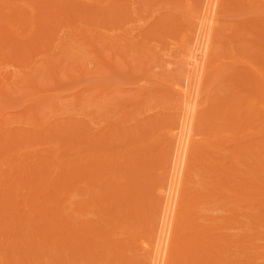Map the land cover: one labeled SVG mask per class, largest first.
<instances>
[{
    "label": "rangeland",
    "instance_id": "1",
    "mask_svg": "<svg viewBox=\"0 0 264 264\" xmlns=\"http://www.w3.org/2000/svg\"><path fill=\"white\" fill-rule=\"evenodd\" d=\"M2 1L3 0L0 1V7H1L0 8V24L9 25V23H10L9 32L11 34L10 33L5 34L6 31H4V33H1L3 35L4 34L6 35V37L4 36V38H6L7 41H5L3 36H1L0 38H3V39H0V40H2V41H0V47H2L1 42L5 41L4 43H7V44L5 45L6 48L3 49V47H2V51L0 52L3 54V56H4L3 58H5L4 60H1L4 62L0 63V73H3L5 76H7L8 73H12V75L18 74L21 77L20 78L21 81H18L20 83H18V84L16 83V85L11 84L10 83V82H12L11 80L12 79L14 80V78L11 77L9 82H7V84L10 83L11 86L10 87L7 86L8 91H6L7 88L5 87L6 88L4 90L5 94H2L5 96V98L0 93V108L3 111V112H0V116L2 118L3 113H4V115L6 114L5 117H9V120L7 121L8 124L5 121V119H3L4 117L2 119H0V120H2V122H4V124L6 123V125H5L6 127H4V128L0 127L1 128L0 129V135L2 137H4L3 138L4 140L9 139L10 135L13 134L12 131H14V133H15L16 130H18V129L22 130L23 129V131L27 130L28 132L30 130V131H32V133L34 132V134H35V131H38L37 133L39 135L41 134V131H42V134L40 136H42L44 132H45L44 135L51 133V134H49V136H51V137L46 135L45 140H47L48 137H49V140L50 139L52 140V141L50 140V142L48 144L47 141L44 142V139H43V142L47 143V144L42 146L41 143H43V142H40L42 140V138L39 141V143L38 142L36 143L37 140L34 141L33 144H36V145H32V143H30V145H27L26 143H28V141H27L28 139L26 140L25 136H24V139H22L21 142L19 140L18 143H14L16 141H13L11 139L13 141V143H10V145L11 144H13L14 146L17 145L18 148H20L21 145H23V146L25 145V147L23 148L24 150L19 149V150L23 151L22 153H20L21 157L20 156L16 157L15 153L13 155V150H15L14 149L15 147H13V148L11 146L7 147L8 149H6V151L10 152L11 157L8 158V156L5 155L6 158H4V160L2 158L3 162H2V160H0V166H1V168H0V185L2 186V190L4 187L2 184H4V185L7 184L8 186L4 187V190H5V188L8 187L9 188V190L7 188L8 192L12 193V191H11L12 186L13 187L15 185L17 186L18 184H16V183H19V182H17V180L18 181L22 180L25 183L26 182L24 179L25 177L22 178V177H17V176H20V174H23L26 171V170L22 171V169L24 168L23 167L24 164H25L24 166L26 167L28 172H30V173L34 172L35 173L36 170L38 169V167H36V165L33 166L31 164H32V161L36 164V162H35L36 159L39 162L40 161L42 162V160L47 159V160H45V162L43 161L41 163L42 165H40V168H44V171H46L48 169L49 171H46L45 175L47 174L50 177H55V179L57 177L56 175L59 174V176H60L59 178H61L62 180L59 179L60 181L56 185H58L59 187H61V185H62V188H64V186L67 185V184L65 185V183L68 182V179L70 180V178H66L65 176L71 175V174H65V176H64L63 171H65L67 169V172H68V169L70 170L72 163L74 166H76V165L83 166L85 164L87 165V163L88 164L91 163V164H93V167H96V168H98V167L104 168V166L106 165V167L108 169L106 167L105 168L108 171H110L109 170L110 167L113 166L112 163L116 164V162H117L116 165L118 166V164L121 165L123 162H125L124 163L125 165L124 164H122V165L124 166V168L126 166L125 170H127V173H128V166L130 165V163H132V161H134V160H138V161H134L135 167H134V162L132 163V165H130L131 167L129 166L131 168L130 171L133 170L132 172L134 174L131 172L133 174L132 175L129 172L130 176L129 175L127 176L126 175L127 173H126L125 175H122V176H124L123 178H121L122 176L120 177L118 175L120 178H117V180L119 179L118 181L122 182V185H121V183H118L117 184L119 186L118 187V186H116V182H118V181L115 180V181H113L114 183L110 181L112 183V185L115 184L113 186V188H111V189L106 188V186L110 184V183L108 184L107 180L109 181L110 179H112V177L110 176V173L107 176H110L111 178L106 176V172H108V171H106L105 174L102 173L101 176H103V177H101V176H98V175H100L98 173V171L96 173V170H98V169L93 168V170H95V175L98 174L96 176L99 177V179H96V181L98 180L97 182H93L94 179L93 180L90 179V178H92L93 175L92 176L89 175L90 178H89V176L86 175L88 178L86 177L85 179L83 178L84 180L82 179L83 181H79L77 177H78V175H82V173L80 174V171L78 172V169H77V167H81V166H77V167H75L76 168L75 170L78 172V174H76V177H75V173L74 174L72 173L73 174L72 177H75V179H77L79 181L77 184L76 190L77 189L85 190L87 192V194L85 196H83V195L80 196V195L75 194V191L72 189L73 190V191L71 190L72 194H73V192H74V194L73 195L71 194L70 195L71 197L68 194V196L70 198L67 199V196H65L66 198L64 200V199H62V198H64L63 196L62 197L58 196L62 200L63 205H61V204L58 205L56 203L51 204L49 202H46L47 206H51V205L55 204L56 206L55 205H53V206L58 210L56 212L60 211V214H68L70 216L73 214L72 212H75L76 207L77 208L80 207V209H82L83 206H85V204H88L87 202L89 200L88 199L89 196H91V199H93V197H94L95 200H97L98 204L99 203L103 204L104 202L105 203L107 202V198L109 197L108 196L107 198H105L107 195H110V197L112 195V197H113V194H114V196H116V198H114L113 200L116 202L115 203H114V201H111V202H112V206L114 203L116 208L114 210H110L111 212L109 211V214L113 213V215H114V213L115 214L117 213L116 218L114 217V219H115L114 221H116V219H119V217H120V220H122L123 223H125V226L124 227L122 226V228H125L126 230H124L122 228H120V230H119V227H121L119 225H123L122 221L120 223H118V225H117L116 223H114V221L110 220V218H111L110 217V218H108V221L110 220V223L113 226V229L110 230V232H109L108 228L104 227L105 225H108V221L105 220L106 217L104 215L103 216L99 215L100 212H98V209H97L98 215H96L97 213L96 214L93 213V211H92L93 209H91L92 212L90 210L86 209V212H84L85 215H83V213H82L83 211H77L76 210L77 212H81L83 215V216L79 215L80 217L78 216L77 221L79 219L80 220L79 222L85 221L86 223H92V228H93L92 230H94V231L93 232L91 231V234H87V232L91 229H88L90 227L87 226V229H88V231H87V230H85L86 227H84L85 229H83V230H85L87 235L84 234L82 236V238H84L86 241H88V243L91 242L90 246L88 247L89 249L86 248L88 245L85 246V243H86L85 240H82V242H84V245L81 244L82 242L79 243V241H81V239L79 241L74 240L75 242H78L81 246L79 244L75 243L74 241H72L75 243V245L76 244L77 245L75 246V245L70 244L72 246L71 247L68 244L67 239L65 240V237H62L61 235H60L61 238H63V241H65V242L63 243L61 240H59L60 241V243H59L57 241L60 237L59 235H58V239H56V238L54 239V242L57 241L58 246H61V248H62L63 246L65 247L64 244H66V241H67V244H66L67 248H69L68 246L71 247L68 250H65V248H64L63 251H65V252H63V253H62V250L60 248H58L57 252L55 251V249H51L50 245L49 246L47 245V247L44 248L45 244L40 245V242L42 239L40 241H31L32 238L28 239L25 236L24 231H26V233L28 231V233H30V235L35 233L37 236H35V234H34V237H40V236H38L40 234L36 233L37 231H34V232L32 231V228H33L32 226L38 225L39 228H37V229L35 227L34 228L38 231L40 230V232L42 231L41 233L44 235V237L46 236L45 232L48 231V230L45 231V229H47V227L43 228L42 225H40L41 220L38 219L39 218L38 213H40V212L35 211V213H37V218H34V217H36V215L33 216L31 211L28 212L29 207L32 205L33 206L30 207L32 209H36L35 207H37L40 203L41 204L43 203L46 206V203H44L45 201L44 202H42V201L45 200L44 197L46 199L49 197L48 196V192H49L48 189L51 188L48 186L49 188L47 189L46 185H42L43 190L39 186L41 191L40 190L36 191V193H39V196H40L39 199L37 196L38 194L37 195L33 194L35 189H31L30 186L28 187V189H30V190L27 192H29V193L33 192L32 196L34 197V199H36L35 203H33V201H34L33 200L32 202H30L28 209L25 206L24 210H22L21 212H17V213L23 212L25 214L24 217L26 219H24V220H27V222L25 221L26 223L25 224L23 223L24 224L23 226L22 225L20 226L18 224L19 218H21V219L24 218L23 213L18 215V220H17L18 225L16 223H14V220H16V219H14L13 217L16 218V216L12 217L14 219V220L12 219V222L15 224L14 227L18 231L20 229H24V231L22 230L23 235L27 239V240H25L24 244L25 243L27 244L28 241H30V243H33L32 245L35 246V247H33L34 249L31 247L34 251H36L37 248H40L39 246H42L43 250L47 251V254L50 253L49 255H47L44 252V254H43L44 258L41 257V255H39L41 258L42 264H50V262H52L51 264H53L56 257H58L59 260H61V262H63L62 264H71V263H73V264H77V263L78 264H88L87 261H88V259L90 260V258L93 259V262H92V260H90L89 264H91V263L100 264L99 262H100V260L101 261L103 260L102 256L105 252L102 254V251H100V253H98V251H95V250H101L102 248H106V246H108V247L110 246L111 252H110V250H108L109 248L107 247L108 249L107 248L106 249L108 250V254H110V257L108 256V254H107V256H105V254H104V257H107L109 260L112 259L118 263L119 261H122L121 259H123L126 262L123 264H128V263L129 264H145V263H149L150 262V261H148V260H150L149 257H146L147 254H145L146 258H144V255H143L144 252L141 250L142 248H140L142 240H144L142 238H143V236H145L144 238H146V236L148 237L149 234H151V231L153 232L155 224L158 222L157 218L155 217V210L158 211L159 208L157 207L158 206L157 202L160 200H157L158 196L156 197V195H158L157 192L159 189L157 190L156 188H157V186L159 187L161 184H165L162 181H165L167 179L168 174L165 173L167 170H164V168L167 169V167H165L166 162H168L167 160L170 158L169 157L170 155L167 156L166 154H169L168 153V152H170L169 149L173 146V144L171 146V143H170L171 140H169L170 136L168 134L170 133V128L171 129L174 128V127H172L173 124H171L172 121H176L175 118H173V116L174 117L177 116L176 119H178V120L181 119V118H179L180 117L179 115L182 116V114L177 113V111L179 112V110H181V108H180L181 104L179 105V107H177L178 104L180 103L179 102L180 99L178 101L179 97L176 94V92L174 93L175 88L173 86L177 83L178 80L180 81V84H181L184 80V76H186V74H187V69L185 67L184 60H183V58L181 60L179 58H181V56L183 57V55L180 56V54L183 53V52H180L184 47L182 45L185 44V46H187L188 44H190V43H186V41L189 42V40H190V38H192V36L191 37L189 36L190 38L187 36L188 39L186 40V38H185V40L183 39L184 41H182V38L185 37L186 35L190 34L191 33L190 31H192V30H194V32H195L196 26H194L193 24H195V22H196V24H198L197 21L199 20V17L196 19V17H197L196 13L199 14L198 10H200V9H198L195 11V9H197V5H199V8L202 7L200 5H203V4H197V3H199V2L202 3L203 1L202 0H168V1L167 0H71V3H67V2H69L68 0H65V1L64 0L63 1L62 0H57V1L55 0V2L53 1L55 4L50 2V4L52 3L50 5V7L49 6L47 7V5H44V4L40 5V3H43V1L45 3L46 0H42V2H40L41 0H39V1L38 0H22V2H21V0H14V2H11L10 0L4 1V4L10 3L9 5L8 4L3 5ZM34 1L37 2L38 5H36V3H34ZM223 1L220 5L221 6L220 11L218 12L220 14L217 13L219 15L218 18H220V19L217 20V21H219L218 23L216 22L217 24L215 23L216 28L214 29V32L215 31L216 32L214 33L215 36H213L214 37L213 42L215 44H213V48H212V49H214V50H212V51H214V54L216 53V57L218 56L217 59L218 60L221 59L220 60L221 63L213 62L214 60L212 61L214 64L213 63H212V65L210 64L211 65L210 67H212V68L209 69L210 72L207 74L209 76L204 78V82L202 85L203 89L200 90L202 93V97L199 100L200 101L199 114L197 117L198 119H197V124L195 127L196 128L195 134L197 135L196 136L197 141H196L195 145L193 144L191 154H190V157H191L190 163H189L190 168H189L188 173H187V178H186V182H185V186H184V190H183V202H182V207H181L182 213L180 212L182 214L181 216L184 218L180 219V220H182L181 222H179L180 220L178 221L180 224H178L177 232H179L180 235H178V233H177V235H178V237L185 235L188 238L196 239V237L197 236L199 237V235L201 233L200 236L203 235L202 237H204L202 239H205V237H207V236H209V237L211 236L212 238L217 237L218 240H219V238H221L219 241L218 240H216V241L221 242L223 240L224 243H222L221 245H218L220 243L217 244V242H216V244L218 246H220V248H221L220 252L222 251V253H221L222 255L219 256L220 252L218 253V250H216L215 248L214 249L212 248V250H213L212 252H214L216 250L215 254L217 253L219 256L217 258L218 261L216 260V257H215V261H216V263L218 262V264H241V263L242 264H251V263H253V264H264V217H261L260 219H258V220H262V222L260 221L261 223L259 221L255 222V221H257L255 219H257L260 216H264V181H262V179H264V178H262V177H264V175H261L262 173H264V172H262V171H264V96H261V94H258V91L260 92V89H259L258 85L256 87V85H255L256 83L253 85L252 84L253 82L252 83L249 82V83H251V86L248 83V81H250V80L252 81V79H254V77H253L254 75H252L251 73L255 74V71L260 70V72H259V73H261L260 75L264 74V70H262V69H264V57H262V55H264V39H262V38H264V32H262V30H264V29H262L260 31V29L262 27H264V0H223ZM32 4H34V6ZM47 4L49 5V2H47ZM53 4L55 5V7H53ZM67 4H69L70 6ZM59 5H61V6H59ZM74 5L76 8L73 7ZM78 5L80 7H78ZM10 8H15V9H18L17 12L18 11L22 12V14H24V16H26L25 18L23 16L24 19H26L27 16L31 18L32 14L36 15V19L38 18L37 16L41 12H46V14L44 15V17L38 18L36 20V22L34 21L36 23V25H35L36 27L33 26V28H37V29H35L34 31H31V32H33L32 34L30 33V31L28 29H26L24 31V32H26L28 30L27 33H23L22 30H18L19 25H18V27H16L17 23L14 24L11 22V20H8L9 15L14 17V19H18V16H15V13L14 14L9 13L8 10ZM63 8L66 11H69L66 14H69V13L71 14V15H68V18L65 17L61 12H58V10L62 11ZM222 8H223V10H221ZM12 10L10 12H12ZM84 10H85V12H84ZM14 12H16V10ZM84 13L86 14V18H85ZM87 14L90 15V18ZM53 15H54V17L56 16V18L58 17V19L60 21L58 22L57 21L58 19L57 20L55 19L56 20V22H55V20L52 19ZM91 16L93 18H91ZM2 17H4V18L2 19ZM77 17L82 18V21H84L85 24L81 21L79 22L80 18L76 19ZM96 17H97V19L95 20ZM45 18H46V21H45ZM193 18L197 21H193L194 20ZM24 19H22L23 22L25 21ZM27 19H28V21H30L29 18H27ZM47 19H51V22H50V20H47ZM69 19H71L72 21ZM76 20H78V21H76ZM32 21H33V19H31V22ZM89 21H91L92 24ZM31 22H29L30 24L29 25L27 24V25L28 26L34 25V24H31ZM53 22H55V23H53ZM192 22H194V23H192ZM86 23H87V25H86ZM37 24H39V25H37ZM43 24H46V26H48V27H46ZM189 24H190V26H189ZM215 24H214V27H215ZM11 25H12V27H11ZM54 25H56V26L58 25L56 30H54L55 32L53 30H50L52 28L49 29V26L53 27ZM41 26L43 28H45V30ZM192 26L194 27V29L191 28ZM256 26H257V28H256ZM23 27H25V26H23ZM170 27H173V28L176 27L174 29H177V30H173V28L171 29ZM238 27H243V28L245 27L244 29H247L249 31V34H247V33L245 34V32H244L245 35H242L240 32L238 34V32H237ZM27 28H29L31 30L32 27L30 26ZM169 28L171 29V31H169V30L167 31V29H169ZM46 29H48V30H46ZM0 30H2V29L0 28ZM167 32H169V33H167ZM257 32H259V33H257ZM260 32L262 35L260 34ZM29 33L31 36H29ZM232 33L237 36V39L235 38L236 36H234ZM238 35H240V36H238ZM260 35H261V37H260ZM181 46H182V49L180 48ZM9 47H10V49H9ZM90 48H92L91 49L92 51L90 50ZM185 48H187V47H185ZM16 51H17V53H16ZM93 51L97 52V54ZM7 52L9 54H7ZM20 52H22V53H20ZM94 53L96 55H98L100 58L98 59V56H96ZM183 54H185V53H183ZM254 54H255V56L258 55L259 58H255ZM232 55L234 57L235 56L236 57L234 58V57H232ZM8 56L10 58H13V59H9ZM29 58H30V60H29ZM229 58L232 61L231 65L228 64ZM235 59L238 61V63H235ZM5 60H6V62H5ZM20 61H22V64ZM224 61H226V62H224ZM17 62L20 64V66ZM23 62H24V65H23ZM105 63L107 64L108 69L105 67ZM258 63H259V65H258ZM102 65H104V66H102ZM144 65H146V66H144ZM181 65H184L185 68L182 69ZM220 65H221V67H220ZM181 70H182V74L180 75L179 72H181ZM246 71L251 72V73L248 72L249 74L252 75V76H250V78L248 76L249 74L243 76L244 75L243 73L245 72V74H246ZM238 72L241 75H239ZM51 73H53V74H51ZM237 75H239L240 77L242 76L241 79H244L243 80L244 83L247 82L248 85L242 84L244 87L241 85L238 86V83H236V80L240 79V77ZM182 78H183V80H181ZM245 79H246V81H245ZM31 81L34 84H32ZM230 81L233 83H231ZM238 81L240 84L241 80H237V82ZM232 84H234V85H232ZM246 85L248 87H246ZM11 88H13V89H11ZM36 88L38 89V91ZM248 88H250V89H248ZM171 90H173V91L171 92ZM36 91L38 93H39V91L42 92V94H40L41 98H40V96L38 98V93H37V95L35 94ZM203 92H204V94H203ZM6 93H7V95H6ZM253 95L255 96V99H254ZM262 95H264V94H262ZM173 97H174V99H173ZM242 97L243 98L245 97L246 99L248 97L251 98L250 104L252 103V101H253V103L250 105V104H248L249 102L248 103L246 102L247 104H245L246 99L244 98V100H243ZM232 98H233V100L235 99L234 100L235 102L232 100ZM256 99L258 100V102ZM259 100L262 102L260 103ZM242 101H244L245 106L244 105L242 106V103H241ZM222 102L223 103L227 102L228 105L225 106V108L223 105H221L222 107L220 106L221 107L220 111L222 110V112H223V110H224V112L223 113L218 112V115H220V116H218L216 112L219 111V109L217 108L216 103L222 104ZM233 102H234V104H233ZM132 103H133V105H132ZM229 103L232 105H230ZM6 104H8V105H6ZM224 105H226V104H224ZM53 106L57 109V111L54 112ZM237 106H238V108H236ZM241 106H242V109H241L240 114L238 112L239 117L237 115H236L237 117L234 116V114H235L234 112L237 113V109H240ZM216 108H217V110H215ZM228 108H230V109H228ZM29 109L30 110L33 109V111L30 112ZM176 109H177V111H176ZM227 109L229 110V112ZM28 110H29V112H28ZM230 110L231 111L234 110V111L231 112ZM34 111H35V113H34ZM212 112H214L215 114ZM22 114H23V117L26 114H27L26 116L29 115V118H28L29 121H30L31 117H34V114L36 117V118L35 117L32 118L34 120H36L38 116L42 115V117H39V119L43 123L41 124V123L37 122L38 119L36 121L37 124H36V122H34V124H36V125H33L32 124L33 122L31 123V121H30L31 124L21 123L20 121H22V119H19V118H17V119H19L20 121L17 120L16 122H13L12 121L13 118H10L11 116L12 117L18 116V115L22 116ZM251 114H252L251 117L253 119H251V117H249ZM257 114H260V115L257 116ZM30 115H33V116H30ZM43 115L45 118L43 117ZM206 115H207V118H206ZM231 115H233V116H231ZM253 115L255 117H253ZM213 116H214V118H216V120L213 118ZM220 117L222 118V120ZM217 120H219V121H217ZM234 120L237 123H235ZM251 120H255V121H251ZM23 121H25V120H23ZM117 122H119V123L117 124ZM178 122H180V120ZM238 122H239V124H238ZM153 123L156 125L155 126L156 128L153 127L154 132L152 129V126H154V125H152ZM169 123H170V125H169ZM114 124H117V125L114 126ZM33 126H35V127L36 126L37 127L42 126V128L39 127L37 130V129H34L35 127H33ZM150 126H151V129H150ZM224 126H226V127L224 128ZM238 126H239V128H238ZM115 128H117V129H115ZM223 128L225 129L224 131H226L225 133L222 132ZM227 128H229V129H227ZM4 129H6L5 131L7 133L3 136ZM167 129L169 131L168 133H167ZM39 130H41V131L39 132ZM61 130H62V132H61ZM117 130L121 131V134H119L121 136L118 135ZM18 131H20V130H18ZM57 131H58V133H57ZM132 131H133L134 135H135V133L137 135L139 134L138 137H140V138L137 137L136 141L134 140V138L137 135H135V137H134V135L132 134ZM151 131H152V133H151ZM232 131H233V133H232ZM111 132H113L112 136L113 137L115 136V139H112V140H115L113 143H112V140H110V137L112 138V136L110 134ZM115 132L117 134H115ZM229 132L233 135H231ZM88 133L91 134V136L88 135ZM129 133H131L133 135V137H134V138L132 137L133 139H131L130 136H129L130 138L128 137ZM56 134H57V136H56ZM106 134L108 136L107 139L109 141H111L110 144H109V141H108V143L106 142L107 141L105 138ZM113 134H115V135H113ZM53 135H55V136H53ZM124 135L127 137L125 138ZM11 136L13 137V135H11ZM87 136H89V137L86 138ZM2 137L0 139H2ZM56 137H57V139H56ZM103 137L105 138L106 141L104 140ZM14 138H15V136H14ZM59 138H60V140L58 141ZM67 138L70 139V144L73 145V146H71V149H68V147H70V146H68L69 144H66L67 141L69 143V140ZM84 138H86V139H84ZM139 139L142 140V143H141V140H139ZM71 140L73 143H74V140L76 142L77 141L78 142L75 144H72ZM79 141L83 142V146L81 144H79ZM100 141H102L103 143L106 142L108 144L109 148L105 143L103 145L102 142H100ZM134 141L138 144H136ZM137 141H140V143ZM29 142H30V140H29ZM51 143L52 144L57 143V144L52 145ZM84 143L85 144L87 143V146H91L89 144L94 143V145H93V146H95L94 151L97 155L94 153V151L92 153H88V150H87L88 147L86 145H84ZM38 144H39V146H38ZM76 144H78V145L74 146ZM105 145H106V148L103 149L105 147ZM52 146H54V147L52 148ZM79 146H81L80 148H82L81 150H80V148H78L79 153H77L78 149L77 150L73 149V151H72V147L77 148ZM26 147H28L29 149ZM48 148H50V149H48ZM83 148H84V150H83ZM151 148H153V149H151ZM51 149H53L52 150L53 153L51 152ZM54 149L56 150L55 152H54ZM122 149H124V151ZM145 149H146V151H145ZM147 150H149L148 152H153V154L151 153L148 156V154L143 153V151L147 152ZM239 150H241V151H239ZM21 151H19V152H21ZM25 151L27 153H25ZM242 151L244 153H242ZM19 152H17V155ZM49 152H50L51 157H49L47 155ZM125 152L128 156L125 154ZM140 152L143 153V156L145 154L147 157L146 156L141 157L142 155H140V156L136 155V154H139ZM142 153H140V154H142ZM118 154H121V155H118ZM122 154H123V156H122ZM41 155L43 157H41ZM117 155L120 156V159H118V160L116 159V158H118ZM150 155H152V156H150ZM121 156L125 160L121 159ZM201 156H202V158H201ZM32 157H34L35 160ZM165 157L166 158L168 157V159L166 160ZM20 158H21V160H20ZM39 158L40 159L42 158V160H38ZM43 158H45V159H43ZM82 158H84L83 162H81L83 160ZM138 158H140V159H138ZM144 158H147V159H144ZM200 158L203 160L201 161ZM141 159H143L145 161V162L143 161L144 164L146 163L144 166H140L143 163V162L141 163V161H140ZM251 159H252V162H251ZM11 160L14 163H11L12 162ZM14 160H16V161H14ZM69 160L71 161V163L69 162ZM206 160H209L211 162V164L214 166V168L211 164H208L206 162ZM238 160H240V161H238ZM20 161H22V162L19 163ZM28 161H30V162H28ZM7 162L8 163L10 162L12 166L10 167L9 166L10 164H7ZM27 162L31 163V164H27ZM98 162H100V164ZM137 162H139L141 164L139 165V163H138V165H139L138 166V165H136ZM163 162H165V163L163 164ZM22 163H23V165H21ZM94 163L95 164L98 163L99 165L95 166ZM226 163H227V165H226ZM17 164H19L18 165L19 167L17 166ZM61 164L63 165V167L65 166L64 167L65 170H62V174H63L62 177H64V179L61 177L62 174L59 173V168L62 166ZM65 164H71V165H65ZM127 164H128V166H127ZM6 165L9 166L10 168L9 167L6 168ZM122 165L120 168H123ZM161 165H163V166H161ZM238 165H239V167H238ZM30 166H33L34 168H37V169H34L33 167L31 168ZM167 166H169V165H167ZM87 167H88V165H87ZM45 168H47V169H45ZM90 168H92V166ZM206 168L209 170H207ZM9 169H10V171H9ZM89 169H88V172L91 170V169L90 170ZM215 169H217L219 172ZM220 169H222V170H220ZM234 169H235V171H234ZM93 170H91V171H93ZM162 170L164 172L163 174L166 175L165 180H164V175H162ZM71 171H72V169H71ZM86 171H87V169H86ZM111 171H112L111 175H114L115 173L113 174V168ZM10 172L14 173V174H10ZM28 172L26 174H28ZM48 172H51V173L49 174ZM121 172H122V174H124L123 171L119 170V174ZM243 172H245V173H243ZM2 173H4V174L2 175ZM116 173H118V168H117ZM36 174H37V172H36ZM144 174H146V176H147L145 178L147 181L143 178L142 179L145 181L141 180V177ZM244 174H247V175L244 176ZM252 174H254V175H252ZM24 175H25V173H24ZM47 175L45 177H47ZM118 176L116 175V177H118ZM220 176H222V177L219 178ZM41 177L43 178V176H41ZM41 177H40V179H41ZM50 177H48L47 179H49ZM126 177L128 179L130 177L131 179L127 180ZM101 178L105 179V181L103 179L102 180L104 181V183H107L106 186L105 185L103 186L102 180H100ZM132 178H133V181H132ZM161 178H163V179H161ZM55 179L53 180V182L55 181ZM124 179H126V180H124ZM231 179L233 181H231ZM9 180L11 182H9ZM26 180H27V176H26ZM36 180H38V179H36ZM36 180L35 181L33 180V181L36 182ZM57 180H58V178H57ZM89 180H91V181H89ZM112 180H114V179H112ZM134 180L137 182H134ZM7 181L9 184L6 183ZM22 181H20V182H22ZM130 181H132V183H135V184H133V189L135 188L138 190L142 186L144 187V188L142 187L144 190V192H142V195L146 196L147 198L144 196L139 197L138 194L135 192V190L131 191L133 194H135L134 199H136V197H137L138 201L146 199L145 201H143L144 202L143 204H145V205H141L142 207L139 206V208H141V209L144 208V210L140 209V211H139L138 206H136L134 203L136 200L134 201V199H132V202H131V201H126L125 198H122V196L124 194L126 195L128 193V188H127V185H125V184L126 183L130 184L129 183ZM149 181H150V184H149ZM56 182L57 181H55L54 183H56ZM88 182L91 183L90 185H92V184L94 185L97 183L99 184V182L102 183V186H100L101 184H99L98 187H96V185H95V188L94 189L92 188V191L93 190L97 191L96 193L98 196H96L95 192L94 193L90 192V189L88 188L89 187ZM123 182H125V184ZM138 182H140L142 184V185L140 184L141 187L134 186V185H139ZM237 182H239V183H237ZM136 183H138V184H136ZM166 183H167V180H166ZM26 184H27V182H26ZM37 185H39V184H37ZM74 186H76V183ZM111 186H109V187H111ZM229 186H230V189H228ZM18 187L19 188L17 189V192H16L17 194L19 193V191H21L20 190L21 185ZM44 187L47 190L44 189ZM54 187H55V185H54ZM59 187L56 186V190ZM114 187H115V190H114ZM162 187H165V185ZM69 188L70 187H68V189H67L68 191H69ZM90 188H91V186H90ZM124 188H127V190ZM237 188H238V191H237ZM260 188H261V190H259ZM65 189H64V192L66 193ZM88 189H89V191H88ZM108 189H109V193L107 194L106 191H108ZM241 189H245V190H243L244 192ZM26 190L24 189V191H26ZM79 190H78V193H79ZM155 190L157 191L156 193L154 192ZM0 191H1V188H0ZM22 191H23V189H22ZM52 191H50V192L52 193ZM68 191H67V193H68ZM211 191H213V192H211ZM3 192H6V191H3ZM257 192H259V193H257ZM20 193L24 194V195L26 194V192L25 193L20 192ZM29 193H27V194H29ZM54 193H56V192H54ZM91 193H93V194H91ZM154 193H155V195H154ZM250 193H252L251 195L254 194L255 196L254 195L251 196ZM256 193L260 194V195L257 196ZM5 194L7 195V192ZM30 194H29V196H30ZM46 194L48 197L44 196ZM243 194H246V195H243ZM12 195H14V194H12ZM49 195H51V194L49 193ZM17 196L18 195H15V197H17ZM20 196L22 197V195H20ZM119 196L123 199V200L121 199L120 202L118 200V198H120ZM41 197H42V199H41ZM100 197L102 198L101 200L103 201V203L101 202ZM9 198H11V197H9ZM17 198H19V197H17ZM22 198L26 199V197H22ZM245 198L247 201L244 200ZM253 199H255V201ZM10 200H12V199H10ZM63 200L65 202H63ZM109 200H110V198H109ZM84 201H86V203ZM189 201L192 203L193 206L190 205L191 203ZM4 202L5 201H3V203ZM83 202H84V204H83ZM90 202H92V201L90 200ZM97 202L94 201V203H97ZM11 203H14V202H11ZM15 203H16V200H15ZM77 203H78V205L76 206ZM22 204H24V203H22ZM110 204H109V206H111ZM126 204H128L127 208H126V206H127ZM132 204H134L135 206L133 205L132 209H128V208H131L130 205H132ZM139 204H141V202ZM1 205H2V203H1ZM1 205H0V208H1ZM13 205L15 206V204H13ZM94 205H92V206L96 207V205L95 206ZM45 206H44L43 210L41 209L42 211L47 210V208H45ZM53 206H51L49 208V210H50L49 214L50 215L53 214L52 210H55V209H53ZM87 206L92 207L90 204H88ZM109 206H108V208H109ZM112 206H111V208H112ZM183 206H184V208H183ZM2 207H3V205H2ZM119 207H122V208H119ZM133 207H135V209ZM159 207H160V205H159ZM23 208L21 207V209H23ZM40 208L41 207H39V209ZM156 208H158V209H156ZM161 208H162V205H161ZM126 209H128V210H126ZM136 209H137V211H136ZM1 210H2V208L0 209V212H2ZM6 210H9V208ZM104 210H106V209H104ZM104 210H103V212H104ZM122 210L123 211L125 210L128 212L130 210H132L135 212L134 215L138 212L141 213V215L138 216V221L134 220V219H132L133 221L132 220L130 221V219H128L129 221H126V219L124 217L125 211L123 213ZM11 212L13 213V211H11ZM103 212H101V213L103 214ZM183 212H185V213L183 214ZM8 213H7V215H8ZM75 213L73 214V216L76 219L77 213L76 214ZM106 213H107V211H106ZM142 213H144V215ZM159 213H161V211ZM191 213L193 215L192 217H191ZM185 214H187V215H185ZM107 215H108V213H107ZM113 215H112V218H113ZM119 215H121V216L123 215V218L125 220H123L122 217ZM158 215L160 216V214H158ZM188 215H190V217ZM254 215L255 216L257 215L256 218ZM258 215H260V216H258ZM8 216H10V215H8ZM53 216H55V213L53 214ZM141 216H146L147 219H144V217H142L141 219L142 220L144 219V220L143 221L140 220L141 221L140 222L139 217H141ZM148 217H149V219H148ZM253 217L255 218L254 220H253ZM53 218H57V217H53ZM67 218L68 217L66 216L65 219H67ZM126 218H127V216H126ZM133 218H137V214H136V217L133 216ZM185 218L188 221H190L191 224H189L190 222L189 223L187 221L185 222L184 221V220H186ZM0 219H1V217H0ZM45 219H43V220H45ZM9 221L10 220H8L7 222H3L2 224L0 221V229L3 227V230H4L3 233H6L5 235H6L7 239H10L12 235L16 234L15 232H13V231H15V229L13 231L12 230L10 231V228L8 226L9 231H10L9 232L8 228L5 226L4 223H6V225H7L9 223ZM32 221L34 222V225H32ZM68 221H70V220H68ZM135 221H136V224L134 223ZM46 222L49 224L50 227L55 225V222L52 221V218L51 219L47 218ZM93 222L95 224H93ZM138 222L141 223L140 226L139 225L136 226ZM187 223L189 225L185 226ZM3 224H4V226H3ZM26 224H27V228H25ZM68 224L70 225V223H68ZM81 224H82V222H81ZM183 224H185L184 225L185 227H183V230H181L179 227L182 228ZM126 225H127V227H126ZM11 226H13V224L10 225V227ZM77 226L78 225H74V223L71 225V227L72 228L75 227V229ZM100 226H101V229L105 230L108 233L107 234L103 231L105 234H107L106 235L107 237H105V235L102 238L98 237L99 233L97 231L99 230ZM28 227H30V229H28ZM58 227H60V226H58ZM4 228L5 229L7 228L6 231ZM11 228L13 229V227H11ZM72 228H71V231L74 232L75 229H73L74 230L73 231ZM200 228H201V230H200ZM203 228L206 230H204ZM197 229H199L200 231ZM121 230H122V232H121ZM178 230H180V231H178ZM22 231L20 230V233ZM57 231H58V228H57ZM12 232H13V234H12ZM66 232H68V231H66ZM85 232L83 231V233H85ZM132 232L135 234L131 235ZM9 233L12 235H10ZM77 233H78V231H77ZM79 233H81V232H79ZM49 234H50V232H49ZM115 234H118V235H115ZM128 234H130L131 236ZM5 235L0 233V238H2V237L5 238ZM64 235H66V233ZM189 235H191V236H189ZM204 235H206V236H204ZM69 236H68V238H69ZM71 236L73 238L75 235L74 236L71 235ZM126 236H128L129 238ZM185 236H183V237H185ZM49 237L48 238L46 237V241H48L47 239H50ZM242 237H243V239H242ZM151 238H153V236H151ZM214 238H213V241H215V239H216V238L215 239ZM24 239L25 238H23L22 241ZM107 239L109 242L107 241ZM140 239H141V241H140ZM146 239L149 240L150 237L146 238ZM202 239L200 238V240H202ZM207 239H208V237H207ZM1 241H3V238L0 239V242ZM13 241H11V243ZM17 241H18V239H17ZM22 241H20L21 244H22ZM50 241L52 242L51 244H55L52 239H50ZM202 242H204V241H202ZM4 243H5V241H4ZM11 243L9 241V244H11ZM212 243H214V242H212ZM0 244L2 245L3 242H1ZM120 244H121V246H120L121 248H122V246L125 247L127 257L125 256V254L118 253V252L122 251V250H120V251L118 250L119 249L118 246ZM216 244H214V245H216ZM224 244H225V246H224ZM1 245H0V254H1L0 255L1 256L0 257V261H1L0 264H2V263L6 264L5 259L9 256H7V254L5 252H3L4 250L1 248H3L4 246H1ZM8 245H7V247H9ZM19 245L20 244L18 243L17 246H19ZM29 245H31V244H29ZM94 245L97 246L98 248L99 247H101V248L95 249L92 251L91 247L92 246L94 247ZM204 245H205V243H204ZM228 245L230 246V248L228 247ZM12 246L10 247L11 249H12ZM17 246L15 245V247L17 248L16 250H15V247L13 248L17 254L15 253V251H13V249L12 250L9 249V251L14 252L16 254V256L18 257L19 256L18 252L20 250H18ZM54 246H56V244ZM77 246L79 247V250L83 246H85L84 248H86L87 250L82 248V249H84L83 252L86 253V251H87V253L89 252L88 253L89 255L86 256L87 255V253H86V255L83 254V257H82L78 253V247ZM103 246H105V247H103ZM114 246H116L117 248L114 249ZM218 246L216 248H218ZM221 246L223 248L226 247L225 248L226 250L224 253H223L224 250ZM20 247L22 248V251L20 252V254H22L24 256L26 255L25 256L26 258L24 257L25 260L27 259L28 254L30 255L32 252L34 253V251L29 250V248H30L29 246H28L29 248L27 246L25 247V249L28 248V251L23 250L22 246H20ZM211 247H212V245H211ZM52 248H54V247L52 246ZM74 248H75V250H77V252H74L75 257L72 255L73 253H71V250L74 251ZM94 248H96V247H94ZM7 250L8 249H6L5 251H7ZM69 250H70V252H69ZM81 250H80V252H81ZM88 250H90V251H88ZM107 250H105V251H107ZM204 250L202 249L201 253H199V255L201 257H202L201 254ZM29 251H31V252L29 253ZM22 252H24V254ZM241 252H242V254H241ZM14 253H12V255ZM38 253H40V252H38ZM67 253H69L68 255H71V256H68ZM32 254H31V256L33 257L35 253L33 255ZM97 254H99L98 256L101 259L97 258L98 257ZM100 254H102V255L100 256ZM5 255H6V257H4ZM12 255H11V257H12ZM46 255H47V257L45 258ZM50 255H51V257H50ZM55 255H56V257H55ZM199 255H195L196 259H197V256H199ZM37 256L38 255L36 254L35 257H37ZM48 256H49V258H48ZM93 256L96 257L97 260H95L93 258ZM171 256L173 257V254ZM204 256H203V258H204ZM11 257H9V259ZM32 257H29L28 260L31 258V260L34 261L33 262V264H34L36 262L34 259H36V258L33 259ZM53 257H55L54 261H52L53 259H51ZM70 257H73L74 259L79 257L83 261L78 262L80 260V259H78V261L76 260V262L74 261L75 262L74 263L73 259H70L72 261H69L68 258H70ZM115 257H117L119 259V261L116 260ZM249 257L252 258V260L254 258V261L252 262V260H249V261H247L248 263H246V260H248ZM12 258L13 259L15 258L14 255ZM20 258H21V255H20ZM20 258L18 257L17 259H20ZM40 258H39V260H40ZM126 258H128V259H126ZM210 258H211V256L208 259L209 261L207 260V262H205L206 264L210 263V260H211ZM230 258H231V260H230ZM9 259L7 258L6 260L8 261ZM21 259H22V262H24L22 264H25V263L30 264L31 263L30 262L31 260H29V263L23 261L24 260L23 256ZM85 259H87V261ZM98 259H99V261H98ZM108 259H107V261H108ZM145 259L147 260V262H145L146 261ZM56 260L59 264H61L58 259H56ZM174 260H175V258H174ZM174 260L172 259V262H173L172 264L176 263ZM10 261H11V259H10ZM124 261H122V262H124ZM212 261H214V260H212ZM57 262L55 261V263H57ZM8 263H9V261L7 262V264ZM17 263H15V261L13 262V264H17ZM20 263H18V264H20ZM103 263H104V261H103ZM107 263H109V262H107ZM117 263L113 262V264H117ZM205 263L203 262V264H205ZM211 263H214V262H211ZM10 264H12V263H10ZM120 264H122V263H120Z\"/></svg>",
    "mask_w": 264,
    "mask_h": 264
},
{
    "label": "bare ground",
    "instance_id": "2",
    "mask_svg": "<svg viewBox=\"0 0 264 264\" xmlns=\"http://www.w3.org/2000/svg\"><path fill=\"white\" fill-rule=\"evenodd\" d=\"M1 1V0H0ZM4 1H6V0H3L2 2H3V5H9L10 3H5L4 4ZM11 2H14V0L12 1V0H10ZM39 1V0H38ZM55 2V0H46V4L44 3V1H43V3H40V5H42V4H44V5H47V7L49 6L50 7V5L52 4V3H54ZM57 1V0H56ZM63 1V0H62ZM65 1V0H64ZM69 2H67V3H71V0H68ZM168 1V0H167ZM203 2L202 3H197V4H203V5H200V6H202V7H200L199 8V5H197V9H195V11L196 10H198V9H200V10H198V13L199 14H197L196 13V19L199 17V22L197 21V20H195L194 18V20L193 21H197V23L198 24H196V22H195V24H193L194 26H196V28H195V32H194V30H192V29H194V27L192 26L191 28V30L192 31H190L189 33L190 34H188V35H186L185 37H183L182 38V41H184L185 40V38H186V40L188 39L187 38V36L189 37H191L192 36V38H190V40H189V42L188 41H186V43H190V44H188L187 46H185V44L184 45H182V46H184L183 47V49H182V46L180 47L181 49V51L180 52H183V53H185V54H180V56L181 55H183V57L181 56V58H179L180 60L183 58V60H184V64H185V67H186V69H187V74H186V76H184V80H183V78L181 79V80H183V82L180 84V81L178 80L177 81V83L173 86L175 89V91H174V93L176 92V94L178 95V101H179V99H180V103L178 104V106L177 107H179V105H180V108H181V110H179V112L177 111V109H176V111H177V113H180V114H182V116L181 115H179L180 117L179 118H181V119H179L180 120V122H178L179 120L178 119H176L177 118V116L176 117H174L173 116V118H175V120L176 121H172V123L171 124H173V126L172 127H174V128H170V133L168 134L170 137H169V140H171L170 141V143H171V146H172V144H173V146L169 149L170 150V152H168L169 154H166L167 156H169L170 158L168 159V157L166 158V160L168 161V162H166V166L165 167H167V169L166 168H164V170H167L165 173H167L168 174V176H167V183H166V180H165V177H166V175H164L163 173V170H162V175H164V180L165 181H162L163 183H165V184H161L159 187L157 186V190H158V192L155 190L154 192L156 193L157 192V194L158 195H156V197L158 196V198H157V200H160V201H158L157 203H158V208H156V209H158V211L157 210H155V217L157 218V223L155 224V227H154V229H153V232L151 231V234H149V236L147 237L146 236V238H149L150 237V239L149 240H147L146 238H144L145 236H143V238L142 239H144V240H142V243H141V247L140 248H142L141 250L144 252V258H146V257H149V259L150 260H148V261H150L149 263L150 264H172L173 262H172V259L174 260V258H175V264H203V262L205 263V262H207V260L209 259V257L211 256V260H210V263L209 264H218V262L216 263V261H215V257H216V260H217V258L220 256V255H222L221 253H222V251L220 252V250H221V248H220V246H218V245H221L222 243H224V241L222 240L221 242H218L221 238H219V240L217 239V237H213L214 239H215V241H213V238L210 236H207L208 237V239H207V237H205V239H202V238H204V237H202V236H200L201 235V233H200V235H199V237L197 238L196 237V239H194V238H188L187 236H185V235H183V236H185V237H183V236H179L178 237V235H180L179 234V232H177V227H178V224H180L179 222H181L182 220H180V219H182V218H184V217H182L181 215V207H182V202H183V190H184V186H185V182H186V178H187V173H188V170H189V168H190V154H191V150H192V146H193V144L195 145V143H196V141H197V135L195 134V127H196V124H197V117H198V114H199V106H200V99H201V97H202V93H201V91L200 90H202L203 88H202V85H203V82H204V78L205 77H208L209 75H207L209 72H210V68H212V67H210L211 65H212V63L213 62H218V63H221V59L220 60H218L217 59V57H216V53L214 54V51H212V50H214V49H212L213 48V44H215L214 42H213V39H214V37L213 36H215L214 35V33L216 32H214V29L216 28V24L219 22V21H217L218 19H220V18H218V14H220V13H218L219 11H220V8H221V3H222V1L223 0H202ZM21 2H22V0H21ZM25 2V1H24ZM40 2H42V0L40 1ZM47 2H49V5L47 4ZM50 2H52L51 4H50ZM224 2V1H223ZM34 3H36V5H38V3L37 2H35L34 1ZM55 4V3H54ZM53 4V7H55V5ZM60 4V3H59ZM73 4V3H72ZM78 4V3H77ZM33 6H34V4H32ZM62 5V4H61ZM61 5H59V6H61ZM67 5H69V4H67ZM80 5V4H79ZM78 5V7H80ZM63 6V5H62ZM70 6V5H69ZM73 7H75V5L73 6ZM1 8V7H0ZM76 8V7H75ZM82 8V7H81ZM3 9V8H2ZM13 9V10H12ZM84 9V8H83ZM12 10V12H10ZM16 10V12H14ZM17 10L18 9H15V8H10L8 11H9V13L11 14V13H15V16H18V19H14V17H12V16H8V20H11V22L12 23H14V24H16L17 23V25H16V27H18V25H19V27L21 28H19L18 27V30H22L23 31V33H27V31L29 30L30 31V33L32 34L33 32H31V31H34L35 29H37V28H33V26L34 27H36L35 25H36V20L38 19V18H40V17H44V15L46 14V12H41L37 17V19H36V15H33L32 13V15H31V18L30 17H28L27 16V18H29V20L30 21H28V19L26 20V19H24L26 16H24V14H22V12H20V11H18L17 12ZM86 10V9H85ZM85 10H84V12H85ZM221 10H223V8L221 9ZM45 11V10H44ZM64 13H63V12ZM62 11L60 10H58V12H61L65 17H67L68 18V15H71L70 13L69 14H66L67 12H69V11H66L64 8L62 9ZM81 11V10H80ZM21 13V14H20ZM44 13V14H43ZM218 13V14H217ZM48 14V13H47ZM66 14V15H65ZM76 14V13H75ZM83 14V13H82ZM85 14V13H84ZM50 15V14H49ZM52 15V14H51ZM88 16H89V18H90V15L89 14H87ZM5 16V15H4ZM23 16H24V18H23ZM73 16V15H72ZM75 16V15H74ZM33 17V18H32ZM52 17V16H51ZM50 17V18H51ZM84 17V16H83ZM195 17V16H194ZM4 17H2V19H3ZM35 18V19H34ZM80 17H77L76 19H79ZM85 18H86V14H85ZM91 18H93L92 16H91ZM22 19H24L25 21L23 22L22 21ZM31 19H33V21L31 22ZM52 19H58V17L56 18V16L54 17V15H53V18ZM74 19V18H73ZM97 19V17L95 18V20ZM47 20H50V22H51V19H47ZM56 20H55V22H56ZM69 20H71V19H69ZM68 20V21H69ZM94 20V19H93ZM7 21V20H6ZM17 21V22H16ZM35 21V22H34ZM39 21V20H38ZM45 21H46V18H45ZM53 21V20H52ZM58 22L60 21L59 19L57 20ZM65 21V20H64ZM67 21V22H68ZM72 21V20H71ZM76 21H78V20H76ZM83 22L84 24H85V22L84 21H82V18H80V20H79V22ZM221 21V20H220ZM4 22V21H3ZM20 22V23H19ZM22 22V23H21ZM29 22H31V24H34V25H30L32 28H31V30L29 29V28H27V27H30V26H28L30 23ZM55 22H53V23H55ZM57 22V23H58ZM88 22V21H87ZM89 22H91V21H89ZM217 22V23H216ZM7 23V22H6ZM25 25H24V24ZM82 23V24H83ZM94 23V22H93ZM192 23H194V22H192ZM216 23V24H215ZM28 24V25H27ZM47 24V23H46ZM46 24H43V25H45L46 26ZM80 24V23H79ZM91 24H92V22H91ZM95 24V23H94ZM214 24H215V27H214ZM37 25H39V24H37ZM42 25V24H41ZM86 25H87V23H86ZM257 25V24H256ZM9 26V27H8ZM23 26H25V27H23ZM55 26V27H54ZM53 27H50L49 26V29L50 28H52V29H50V30H56V28H57V26L56 25H54ZM189 26H190V24H189ZM241 26V25H240ZM258 26V25H257ZM257 26H256V28H257ZM260 26V25H259ZM11 27H12V25H11ZM42 27V26H41ZM46 27H48V26H46ZM255 27V26H254ZM0 28L2 29V30H0V37L1 36H3V38H4V36L6 37V33H10L9 32V30H10V23H9V25H3V24H0ZM14 28V27H13ZM43 28V27H42ZM54 28V29H53ZM171 29L173 28V27H170ZM167 29V31L169 30V31H171V29ZM174 28H176V27H174ZM173 28V30H177V29H174ZM245 28V27H244ZM243 27H238L237 28V32H238V34H239V32L242 34V35H245L246 33L247 34H249V31L247 30V29H244ZM261 28V27H260ZM259 28V29H260ZM26 29H28L26 32H24ZM44 30H45V28H43ZM262 29H264V27H262L261 29H260V31L262 30ZM46 30H48V29H46ZM250 30V29H249ZM4 31H6L5 32V34L3 35V34H1V33H4ZM165 31V30H164ZM163 31V32H164ZM252 31V30H251ZM52 32V31H51ZM55 32V31H54ZM53 32V33H54ZM166 32V31H165ZM235 32V31H234ZM244 32H245V34H244ZM253 32V31H252ZM251 32V33H252ZM255 32V31H254ZM262 32H264V30H262ZM30 33H29V36H31L30 35ZM167 33H169V32H167ZM257 33H259V32H257ZM11 34V33H10ZM194 34V35H193ZM233 34V33H232ZM231 34V35H232ZM240 34V35H241ZM260 34H261V32H260ZM234 35V34H233ZM240 35H238V36H240ZM262 35V34H261ZM261 35H260V37H261ZM184 36V35H183ZM234 36H236V35H234ZM247 36V35H246ZM3 38H0V39H3ZM12 38V37H11ZM236 39H237V36L235 37ZM5 39V41H7L6 40V38H4ZM184 39V40H183ZM260 39V38H259ZM262 39H264V38H262ZM0 41H2V40H0ZM4 41V42H5ZM215 41V40H214ZM257 41V40H256ZM4 42H1V45H2V47H3V49H5L6 47H5V45L7 44V43H4ZM25 42V41H24ZM236 42V41H235ZM9 43V42H8ZM92 43V42H91ZM4 44V45H3ZM2 47H0V52L2 51ZM16 47V46H15ZM92 47V46H91ZM185 47H187V48H185ZM14 48V47H13ZM250 48V47H249ZM252 48V47H251ZM9 49H10V47H9ZM15 49V48H14ZM92 48H90V50H91ZM8 50V49H7ZM12 50V49H11ZM10 50V51H11ZM92 51V50H91ZM93 52H95V51H93ZM5 53V52H4ZM16 53H17V51H16ZM20 53H22V52H20ZM96 54H97V52H95ZM94 53V54H95ZM256 53V52H255ZM258 53V52H257ZM261 53V52H260ZM1 55H0V61L1 60H4L5 58H3L4 56H3V54L2 53H0ZM6 54V53H5ZM7 54H9L8 52H7ZM95 54V55H96ZM248 54V53H247ZM100 55V54H99ZM10 56V55H9ZM8 56V57H9ZM12 56V55H11ZM96 56H98V55H96ZM254 56H255V54H254ZM257 56V57H256ZM255 56V58H259V56L258 55H256ZM19 57V56H18ZM232 57H234L233 55H232ZM236 57V56H235ZM234 57V58H235ZM262 57H264V55H262ZM3 58V59H2ZM100 57L98 56V59H99ZM221 58V57H220ZM227 58V57H226ZM233 58V59H234ZM9 59H13V58H10L9 57ZM23 59V58H22ZM25 59V58H24ZM97 59V58H96ZM16 60V59H15ZM29 60H30V58H29ZM179 60V61H180ZM214 60V61H213ZM229 60V62L231 61V59L229 58L228 59ZM18 61V60H17ZM24 61V60H23ZM104 61V60H103ZM213 61V62H212ZM258 61V60H257ZM260 61V60H259ZM4 61H1L0 63H3ZM5 62H6V60H5ZM21 62V64H22V61H20ZM98 62V61H97ZM181 62V61H180ZM224 62H226V61H224ZM228 62V64H230L231 65V63H232V61L229 63ZM18 63V62H17ZM111 63V62H110ZM235 63H238V61L235 59ZM261 63V62H260ZM19 64V63H18ZM211 64V65H210ZM214 64V63H213ZM225 64V63H224ZM262 64V63H261ZM23 65H24V62H23ZM109 65V64H108ZM258 65H259V63H258ZM19 66H20V64H19ZM102 66H104V65H102ZM144 66H146V65H144ZM223 66V65H222ZM22 67V66H21ZM24 67V66H23ZM105 67L107 68V64L105 63ZM109 67V66H108ZM181 67H182V69L183 68H185L184 67V65H181ZM220 67H221V65H220ZM253 67V66H252ZM261 67V66H260ZM104 68V67H103ZM259 68V67H258ZM108 69V68H107ZM253 69V68H252ZM257 69V68H256ZM261 69V68H260ZM247 70V69H246ZM255 70V69H254ZM258 70V69H257ZM262 70H264V69H262ZM261 70V71H262ZM250 71V70H249ZM248 71V72H249ZM107 72V71H106ZM247 71H246V74H245V72L243 73L244 75L243 76H245V75H248L249 73H251V72H249L248 73ZM260 72V70L259 71H255V74H253V73H251L252 75H254L253 77H254V79H252V81L250 80V81H248V83L249 82H253L252 84L254 85L255 83V85H256V87H257V85H258V87H259V89H260V92L258 91V94H261V96H264V95H262V94H264V74H262V75H260L261 73H259ZM82 73V72H81ZM100 73V72H99ZM110 73V72H109ZM180 73V75L182 74V70H181V72H179ZM51 74H53V73H51ZM238 74H239V72H238ZM251 74H249L248 76H249V78H250V76H252ZM7 75V74H6ZM239 75H241V74H239ZM239 75H237V76H239ZM25 76V75H24ZM29 76V75H28ZM52 76V75H51ZM54 76V75H53ZM83 76V75H82ZM179 76V75H178ZM11 77H13L14 78V80L12 79L11 81L12 82H10L11 84H14V85H16V83L18 84V83H20V82H18V81H21L20 80V76L17 74V75H12V73H8V75L7 76H5L3 73H0V93H1V95L2 94H5L4 93V90L7 88V86L8 87H10L11 86V84L10 83H8L7 84V82H9V80L11 79ZM235 77V76H234ZM240 77V76H239ZM24 78V77H23ZM57 78V77H56ZM242 78V76L240 77V79H237V80H241L240 82V84H239V81L237 82V80H236V83H238V86L239 85H241V86H243V85H245V84H247L248 85V83L247 82H245L244 83V79H241ZM180 79V78H179ZM232 79V78H231ZM230 79V80H231ZM54 80V79H53ZM52 81V80H51ZM228 81V80H227ZM245 81H246V79H245ZM231 82V81H230ZM243 82V83H242ZM31 83H32V81H31ZM231 83H233V82H231ZM251 83H249L250 84V86H251ZM30 84V83H29ZM32 84H34V83H32ZM31 84V85H32ZM243 84V85H242ZM232 85H234V84H232ZM246 85V87H248ZM6 87V88H5ZM244 87V86H243ZM253 87V86H252ZM10 89V88H9ZM11 89H13V88H11ZM37 89V88H36ZM173 89V88H172ZM248 89H250V88H248ZM34 90V89H33ZM170 90V89H169ZM6 91H8V88L6 89ZM35 91V90H34ZM37 91H38V89H37ZM36 91V95H37V92ZM173 90H171V92H172ZM249 91V90H248ZM253 91V90H252ZM255 91V90H254ZM40 94H42V92H40L39 91V93H38V98H39V96H40ZM203 94H204V92H203ZM6 95H7V93H6ZM201 95V96H200ZM2 96H4V95H2ZM9 96V95H8ZM254 96V95H253ZM11 97V96H10ZM4 98H5V96H4ZM40 98H41V96H40ZM43 98V97H42ZM177 98V97H176ZM209 98V97H208ZM234 98V97H233ZM233 98H232V100H233ZM243 98V97H242ZM245 98V97H244ZM244 98H243V100H244ZM262 98V97H261ZM173 99H174V97H173ZM246 99V98H245ZM250 99L251 98H247L246 99V101H245V104H247L248 102V104H250ZM254 99H255V96H254ZM209 100V99H208ZM215 100V99H214ZM217 100V99H216ZM220 100V99H219ZM235 100V99H234ZM233 100V101H234ZM257 100V99H256ZM43 101V100H42ZM132 101V100H131ZM260 101V100H259ZM39 102V101H38ZM176 102V101H175ZM182 102V103H181ZM209 102V101H208ZM220 102V101H219ZM235 102V101H234ZM234 102H233V104H234ZM247 102V103H246ZM256 102V101H255ZM257 102H258V100H257ZM262 101H260V103H261ZM131 103V102H130ZM214 103V102H213ZM242 103V106L244 105V101H242L241 102ZM240 103V104H241ZM252 103H253V101H252ZM251 103V104H252ZM217 105V108L219 109V111H217L216 113H217V115H218V112H222V110L220 111V109H221V105H223L224 106V108H225V106H227L228 104H227V102H225V103H223L222 102V104L220 103V104H218V103H216ZM224 104H226V105H224ZM230 104V103H229ZM236 104V103H235ZM250 104V105H251ZM6 105H8V104H6ZM132 105H133V103H132ZM173 105V104H172ZM202 105V104H201ZM215 105V104H214ZM230 105H232V104H230ZM220 108H219V107ZM242 106L240 107V109H237V113L236 112H234L235 114H234V116H238L239 114H240V112H241V109H242ZM245 106V105H244ZM3 107V106H2ZM251 107V106H250ZM53 110H54V112L55 111H57V109L53 106ZM213 108V107H212ZM217 108L215 109V110H217ZM223 108V109H224ZM236 108H238V106L236 107ZM172 109V108H171ZM201 109V108H200ZM228 109H230V108H228ZM227 109V110H228ZM258 109V108H257ZM0 110H1V108H0ZM30 110V109H29ZM29 110H28V112H29ZM246 110V109H245ZM260 110V109H259ZM27 111V110H26ZM25 111V112H26ZM31 111H33V109H31L30 110V112ZM38 111V110H37ZM213 111V110H212ZM231 111V110H230ZM234 111V110H233ZM233 111H231V112H233ZM0 112H3L2 110L0 111ZM174 112V111H173ZM223 112H224V110H223ZM222 112V113H223ZM228 112H229V110H228ZM238 112H239V114H238ZM27 113V112H26ZM34 113H35V111H34ZM44 113V112H43ZM210 113V112H209ZM212 113H214V112H212ZM254 113V112H253ZM41 114V113H40ZM176 114V113H175ZM215 114V113H214ZM256 114V113H255ZM254 114V115H255ZM6 115V114H5ZM5 115H4V113H3V116H2V118L3 119H5V121L7 122L8 120H9V117H5ZM27 115V114H26ZM26 115H24V117H23V114H22V116H20V115H18V116H11L10 118H13V122H16L17 120L18 121H20L19 119H22V121L23 120H25V121H20L21 123H29V124H31L32 122V124L33 125H36L37 124V122H39V123H43V122H41V120L39 119V117H42V115L41 116H38L37 117V119H38V121H37V119L36 120H34V119H32V118H34L35 117V114H34V117H31L30 118V121H31V123H30V121H29V115L28 116H26ZM177 115V114H176ZM212 115V114H211ZM224 115V114H223ZM229 115V114H228ZM253 115V117H255ZM260 114H257V116H259ZM30 116H33V115H30ZM37 116V115H36ZM218 116H220V115H218ZM231 116H233V115H231ZM236 116V117H237ZM252 116V114L249 116V117H251ZM256 116V117H257ZM43 117H44V115H43ZM216 117V116H215ZM239 117V116H238ZM1 118V116H0V119H2ZM7 118V119H6ZM17 118H19V119H17ZM36 118V117H35ZM45 118V117H44ZM206 118H207V115H206ZM213 118H214V116H213ZM218 118V117H217ZM221 118V117H220ZM233 118V117H232ZM235 118V117H234ZM215 120H216V118H214ZM251 119H253L252 117H251ZM258 119V118H257ZM260 119V118H259ZM34 120V121H33ZM40 120V121H39ZM220 120V119H219ZM219 120H217V121H219ZM221 120H222V118H221ZM220 120V121H221ZM231 120V119H230ZM37 121V122H36ZM232 121V120H231ZM251 121H255V120H251ZM34 122H36V124H34ZM178 122V123H177ZM234 122H235V120H234ZM240 122V121H239ZM239 122H238V124H239ZM38 123V124H39ZM119 122H117V124H118ZM176 123V124H175ZM214 123V122H213ZM231 123V122H230ZM235 123H237V122H235ZM251 123V122H250ZM7 124H8V122H7ZM117 124H114V126L115 125H117ZM151 124V123H150ZM222 124V123H221ZM6 125V123L4 124V122H2V120H0V127L1 128H4V127H6L5 126ZM147 125V124H146ZM149 125V124H148ZM152 125H154V126H152V129H153V132H154V128H156L155 126V124L153 123ZM169 125H170V123H169ZM168 125V126H169ZM175 125V126H174ZM236 125V124H235ZM38 126V125H37ZM35 127V126H33V127H35L34 129H37L38 130V128L40 127ZM87 126V125H86ZM120 126V125H119ZM234 126V125H233ZM241 126V125H240ZM149 127V126H148ZM154 127V128H153ZM170 127V126H169ZM214 127V126H213ZM217 127V126H216ZM223 127V126H222ZM226 126H224V128H225ZM0 128V129H1ZM40 128H42V126L40 127ZM109 128V127H108ZM222 129V132H226V131H224L225 129ZM233 128V127H232ZM238 128H239V126H238ZM242 128V127H241ZM88 129V128H87ZM115 129H117V128H115ZM149 129V128H148ZM150 129H151V126H150ZM218 129V128H217ZM227 129H229V128H227ZM3 130V129H2ZM6 129H4V132H3V136L7 133L6 131H5ZM18 130H20V131H18ZM18 130H16L15 131V133H14V131H12V133L13 134H11V135H13V137L10 135V138L9 139H3L4 137H2L1 135H0V138L2 137V139L5 141H3L2 139H0V160H2V158H3V160H4V158H6V156H8V158H10L11 157V155H10V152L9 151H6V149H8L7 147H15L14 149L15 150H13V155H14V153H15V155H16V157L17 156H20V153H22L23 151H21V150H24L23 148L25 147V145L23 146V145H21V147L20 148H18L17 147V145H13V144H11L10 145V143H13V141H16V142H14V143H18V141L20 140V142H21V140L22 139H24V136H25V139L28 141V143H26L27 145H30V143H32V145H36V144H33L34 143V141L35 140H37L36 141V143L38 142L39 143V141L41 140V138H42V140L40 141V142H43V139H44V142H46L47 141V143L49 144V142H50V140H49V137H51V136H49V134H51V133H48V134H46L47 136H49L48 137V139L47 140H45L46 139V135H44V133H43V137L42 136H40L41 134H42V131L41 130H39V132L41 131V134L39 135L37 132L38 131H35V134H34V132L32 133V131H30L29 130V132L26 130H24L23 131V129L21 130V129H18ZM109 130V129H108ZM156 130V129H155ZM56 131V130H55ZM113 131V130H112ZM146 131V130H145ZM26 132V133H25ZM61 132H62V130H61ZM100 132V131H99ZM148 132V131H147ZM169 131H168V129H167V133H168ZM17 133V134H16ZM21 133V134H20ZM25 133V134H24ZM30 133V134H29ZM53 133V132H52ZM56 133V132H55ZM57 133H58V131H57ZM112 133L113 132H111L110 134H111V136H112ZM117 133H118V135L119 134H121V131H119V130H117ZM116 132H115V134H117ZM145 133V132H144ZM151 133H152V131H151ZM230 133V132H229ZM232 133H233V131H232ZM15 134V135H14ZM33 134V135H32ZM60 134V133H59ZM98 134V133H97ZM115 134H113V135H115ZM131 133H129L128 134V137L130 136L131 137V139H133L134 137H135V135H137L136 133H135V135L133 134V131H132V134L134 135V137H133V135L131 134ZM166 134V133H165ZM231 134V133H230ZM20 135V136H19ZM27 135V136H26ZM88 135H90L91 136V134H89L88 133ZM95 135V134H94ZM104 135V134H103ZM109 135V134H108ZM139 135V134H138ZM138 135L134 138V140L136 141L137 139V137H138ZM146 135V134H145ZM231 135H233V134H231ZM14 136H15V138H14ZM30 138H29V137ZM38 136V137H37ZM53 136H55V135H53ZM56 136H57V134H56ZM106 137V140H105V138H104V140L108 143V136H107V134L105 135ZM117 136V135H116ZM119 136H121V135H119ZM118 136V137H119ZM141 136V135H140ZM166 136V135H165ZM19 137V138H18ZM59 137V136H58ZM65 137V136H64ZM68 137V136H67ZM89 136H87L86 138H88ZM102 137V136H101ZM124 137L126 138L127 136H125L124 135ZM129 137V138H130ZM133 137V138H132ZM232 137V136H231ZM40 138V139H39ZM69 138V137H68ZM67 138V139H68ZM86 138H84V139H86ZM95 138V137H94ZM121 138V137H120ZM128 138V139H129ZM138 138H140V137H138ZM143 138V137H142ZM234 138V137H233ZM13 141H12V140ZM16 139V140H15ZM56 139H57V137H56ZM112 139H115V136L113 137L112 136V138L110 137V140H112ZM117 139V138H116ZM29 140H30V142H29ZM32 140V141H31ZM49 140V141H48ZM60 140V138L58 139V141ZM69 140V143H68V141H67V143L66 144H69L68 146H70V147H68V149H71V146H73V145H71L70 144V139H68ZM76 140V139H75ZM74 140V143L72 142V140H71V143L72 144H75V143H77L76 141ZM78 140V139H77ZM139 140H141V139H139ZM11 141V142H10ZM52 141V140H51ZM115 140H112V143L114 142ZM134 141V142H135ZM41 143V145L43 146V145H45V144H47V143ZM57 142V141H56ZM87 142V141H86ZM100 142H102V141H100ZM106 142H104L107 146H108V144L106 143ZM110 142L111 141H109V144H110ZM130 142V141H129ZM137 142H139L140 143V141H137ZM104 143L102 142V144L104 145ZM133 143V142H132ZM136 143V142H135ZM141 143H142V140H141ZM52 144V143H51ZM57 144V143H56ZM55 143L54 144H52V145H56ZM79 144H81L82 146H83V142H81V141H79ZM98 144V143H97ZM129 144V143H128ZM127 144V145H128ZM131 144V143H130ZM136 144H138V143H136ZM147 144V143H146ZM13 145V146H12ZM78 144H76V145H74V146H77ZM84 145H86L87 146V143L85 144L84 143ZM89 145H91V146H87L88 148H87V150H88V153H92L93 151H94V147L95 146H93L94 145V143L93 144H89ZM106 145H105V147L103 148V149H105L106 148ZM132 145V144H131ZM134 145V144H133ZM38 146H39V144H38ZM50 147V146H49ZM54 146H52V148H53ZM81 146H79V147H77V148H75V147H72V151H73V149H75V150H77L78 148H80ZM90 147V148H89ZM98 147V146H97ZM130 147V146H129ZM141 147V146H140ZM17 148V149H16ZM26 148H28V147H26ZM31 148V147H30ZM60 148V147H59ZM108 148H109V146H108ZM142 148V147H141ZM144 148V147H143ZM149 148V147H148ZM19 149H21V150H19ZM29 149V148H28ZM48 149H50V148H48ZM82 148H80V150H81ZM133 149V148H132ZM151 149H153V148H151ZM172 149V150H171ZM17 150V151H16ZM26 150V149H25ZM52 150L53 149H51V152H52ZM64 150V149H63ZM83 150H84V148H83ZM82 150V151H83ZM98 150V149H97ZM107 150V149H106ZM109 150V149H108ZM123 151H124V149H122ZM131 150V149H130ZM19 151H21V152H19ZM28 151V150H27ZM56 150L54 149V152H55ZM79 151V149L77 150V153H79L78 152ZM122 151V152H123ZM140 151V150H139ZM145 151H146V149H145ZM145 151H143V153H145V154H148V156H149V154H153V152H148L149 150H147V152H145ZM168 151V150H167ZM239 151H241V150H239ZM17 152H19L18 153V155H17ZM48 152V151H47ZM66 152V151H65ZM136 152V151H135ZM237 152V151H236ZM25 153H27L26 151H25ZM53 153V152H52ZM94 153H95V151H94ZM93 153V154H94ZM140 153H142V152H140ZM136 154V155H142L141 157H144V156H146L145 154H144V156H143V153L142 154ZM238 153V152H237ZM240 153V152H239ZM242 153H244L243 151H242ZM96 154V153H95ZM124 154V153H123ZM123 154H122V156H123ZM125 154H126V152H125ZM124 154V155H125ZM6 155V156H5ZM49 157H51L50 156V152L47 154ZM92 155V154H91ZM97 155V154H96ZM118 155H121V154H118ZM117 155V157L118 158H116L117 160L118 159H120V156H118ZM127 155V154H126ZM206 155V154H205ZM236 155V154H235ZM5 156V157H4ZM39 156V155H38ZM116 156V155H115ZM114 156V157H115ZM122 156H121V159H124V158H122ZM128 156V155H127ZM126 156V157H127ZM150 156H152V155H150ZM21 157V156H20ZM41 157H43L42 155H41ZM94 157V156H93ZM147 157V156H146ZM31 158V157H30ZM34 160H35V158L34 157H32ZM151 158V157H150ZM201 158H202V156H201ZM200 158V160L202 161L203 159H201ZM209 158V157H208ZM43 159H45V158H43ZM83 160L81 161V162H83L84 161V158H82ZM96 159V158H95ZM135 159V158H134ZM138 159H140V158H138ZM144 159H147V158H144ZM149 159V158H148ZM237 159V158H236ZM240 159V158H239ZM3 160H2V162H3ZM6 160V159H5ZM13 160V159H12ZM11 160V161H12ZM20 160H21V158H20ZM38 160H42V158L40 159H38ZM45 160H47V159H45ZM45 160H42V162L44 161L45 162ZM49 160V159H48ZM101 160V159H100ZM125 160V159H124ZM165 160V161H166ZM210 160V159H209ZM209 160H206V162L208 163V164H211V162L209 161ZM9 161V160H8ZM14 161H16V160H14ZM120 161V160H119ZM134 161H138V160H134ZM134 161H132V163L134 162ZM141 161V163L144 161L143 159H141L140 160ZM148 161V160H147ZM221 161V160H220ZM238 161H240V160H238ZM22 161H20L19 163H21ZM28 162H30V161H28ZM27 162V164H31V163H28ZM35 162H36V164L32 161V164L31 165H33V166H35L36 165V167H38V169L37 168H34L33 166H30L31 168L33 167L34 169H37L36 170V172H37V174H36V172L34 173V172H32V173H30V172H28L27 171V169H26V167L23 165V163L21 164V165H23V167L25 168H23L22 169V171H24V170H26L24 173H25V175L27 176V180H26V176L24 175V173L23 174H20V176H17V177H22V178H24L25 179V181L27 182V184H26V182L24 183L22 180H20V181H22V182H20V181H18L17 180V182H19V183H16V184H18L17 186L15 185L14 187L12 186V189H11V191H12V193L11 192H8V190H9V188H8V190H7V188H5V190H4V187H6V186H8L7 184L6 185H4V184H2L4 187H3V190H2V186L0 185V188H1V191H0V205H1V203H2V205H3V207H2V205H1V208H2V212H0V217H1V219H0V221H1V224L3 223V222H7L8 220H10L9 221V223L6 225V223H4L5 224V226L8 228V226H9V228H10V231L12 230H14L15 229V231H13V232H15L16 234H14V235H12L13 234V232H12V234H10V235H12L11 236V238L10 239H7L6 238V233H3L4 232V230H3V227L0 229V233H2V234H4L5 235V238L4 237H2L3 238V241H1V242H3V244L1 245V246H4L3 248H1V249H3L4 251L3 252H5L6 254H7V256H9V257H11V255H12V253H14V252H10L9 251V249H11L10 247L12 246V249L15 247V245L17 246V244L19 243L20 245L19 246H17L18 247V250H20L18 253V257L20 258V255H21V258H22V256H23V259H24V257L26 256H24V255H22V254H20V252L22 251V248L20 247V246H22L23 247V250H27L28 251V248H29V250H31V251H34L33 249V247H35L34 245H32L33 243H30V241H28V243L26 244H24V242H25V240H27L26 239V237L28 238V239H31V241H40L41 239V242H40V245H44L45 244V246H44V248H46L47 247V245L49 246L50 245V247H51V249H55V251L57 252V250H58V248H60L61 250H62V253L63 252H65V251H63L64 250V248H65V250H68V249H70L72 246L71 245H75V243H77V244H79L80 242H82V240H85L84 238H82V236L84 235V234H86V232H85V230H87L88 231V229H91V230H89L88 232H87V234H91V231L93 232L94 230H92L93 228H92V223H86L85 221H81L82 222V224H81V222H79L80 220L78 219V221H77V218H78V216L80 215V216H83V215H85V213L84 212H86V209L87 210H90L91 211V209H93L92 211H93V213L94 214H96L97 213V209H98V212H103V210L104 209H106V210H104V212H103V214L101 213H99V215L100 216H105L106 217V221H108V218H112V215H113V213H110L109 214V211L110 210H114L115 208H116V206L114 205V203L116 202V201H114L113 199L114 198H116V196H114V194H113V197H112V195H111V197H110V195H107L105 198H107L108 196V198H107V202L105 203H103V201L101 200L102 198L100 197V200H101V202L103 203V204H98V202H97V200H95V198L93 197V199H91V196H89V200H88V204H90L91 206L92 205H96V207H89V206H87L88 204H85V206H83V210L82 209H80V207H76L75 209L77 210V211H83L82 213H83V215H82V213L81 212H77L75 209V212L77 213H75V212H72L73 214L75 213L76 215H77V217H76V219H75V217L73 216V214L72 215H68V214H60V211L59 212H56V211H58L53 205H55V204H53V205H51V206H53V209H55V210H52L51 212L54 214L55 213V216H53V214H51L53 217H57V218H53L50 214H49V208L51 207V206H47V203L46 202H49V203H56V204H58V205H63V203H62V200L58 197V196H60V197H64V198H62V199H64L65 200V196H67V199L68 198H70L71 196V194H72V191L74 190L75 191V194H77V195H83V196H85L86 194H87V192L85 191V190H79V189H77L76 190V188H77V184H78V182L79 181H83L87 176H89V175H93L92 176V178H90V176H89V178L91 179V180H93V182H97L96 181V179H99V177H97L96 175H98V174H96L95 175V170H93V168H96V167H93V164H91V163H87V165H88V167L90 168L91 166H92V168H90L91 170H93V171H91L88 167H87V165L85 166V165H83V166H81V165H76V166H74L73 165V163H72V165L71 164H65V165H71V168H70V170L68 169V172H67V169L65 170L64 169V167H63V165L59 168V173L60 174H62V170H65V171H63V174H64V176H65V174H71L70 176H65L66 178H70V180L68 179V182L67 183H65V185L66 186H64V188H62V185H61V187H59L58 185H56V184H58V182L60 181L59 179H61V178H59L60 176H59V174L58 175H56L57 177H56V179H55V177H50V176H48L47 174V177H45L46 175H45V172L46 171H49L47 168H45V169H47L46 171H44V168H40V165H42L41 163V161L39 162V161H37V159L35 160ZM47 162V161H46ZM69 162L71 163V161L69 160ZM95 162V161H94ZM128 162V161H127ZM145 162V161H144ZM144 162L141 164V163H139V162H137L136 163V165H138V163H139V165L140 166H144L145 164H144ZM222 162V161H221ZM251 162H252V159H251ZM11 163H14L13 161L11 162ZM11 163L9 162H7V164H10L9 166L11 167L12 165H11ZM17 163V162H16ZM25 163V162H24ZM38 163V164H37ZM99 164H100V162H98ZM95 164L94 163V165L95 166H97V165H99V164ZM105 163V162H104ZM103 163V164H104ZM119 163V162H118ZM122 163V162H121ZM125 162H123L122 164H124ZM132 163H130V165H132ZM162 163V162H161ZM165 162H163V164H164ZM168 163V164H167ZM248 163V162H247ZM44 164V163H43ZM78 164V163H77ZM82 164V163H81ZM91 164V165H90ZM102 164V163H101ZM113 164V166H111L112 168H113V174L114 175H111V170H112V168L110 167V171H108L107 169V167H106V165L104 166V168L102 167V168H96V169H98V170H96V173H97V171H98V173L100 174V175H98V176H101L102 175V173H104L105 174V172L106 171H108V172H106V176L110 173V176L112 177V179H114V180H112V179H110L109 181L107 180V182H108V184L109 185H107V183H104V181H105V179H103V178H101L100 180H102V183H103V186L105 185H107L106 186V188H109V189H111V188H113V186L115 185H112V183L111 182H113V181H118L117 180V178H120L122 175H125L126 173H127V170H125V168H126V166H125V168H124V166L122 165V167L123 168H120L121 167V165H119L118 164V166L116 165L117 164V162H116V164H114V163H112ZM111 164V165H112ZM129 164V163H128ZM128 164H127V166H128ZM255 164V163H254ZM253 164V165H254ZM19 164H17V166H18ZM125 165V164H124ZM129 165V166H130ZM138 165V166H139ZM167 165H169V166H167ZM212 165V164H211ZM226 165H227V163H226ZM261 165V164H260ZM9 166H7L6 165V168L7 167H9ZM77 166H81V167H77ZM108 166V165H107ZM116 166V167H115ZM128 166V173L126 174L127 176L129 175L130 176V174H132L133 172V170L132 171H130L131 170V166L129 167ZM161 166H163V165H161ZM213 166V165H212ZM236 166V165H235ZM3 167V166H2ZM9 167V168H10ZM19 167V166H18ZM75 167H77V169H78V172L80 171V174L82 173V175H78V180L77 179H75V177H76V174H78V172L75 170L76 168ZM107 169H106V168ZM134 167H135V162H134ZM150 167V166H149ZM148 167V168H149ZM238 167H239V165H238ZM0 168H1V166H0ZM22 168V167H21ZM63 168V169H62ZM117 168H118V173H116L117 172ZM213 168H214V166H213ZM227 168V167H226ZM232 168V167H231ZM230 168V169H231ZM14 169V168H13ZM12 169V170H13ZM71 169H72V171H71ZM86 169H87V171H86ZM88 169L90 170L89 172H88ZM105 169V170H104ZM162 169V168H161ZM207 169V168H206ZM8 170V169H7ZM40 170V171H39ZM83 170V171H82ZM100 170V171H99ZM119 170H121V171H123V173L124 174H122V172L119 174ZM207 170H209V169H207ZM206 170V171H207ZM215 170H217V169H215ZM220 170H222V169H220ZM239 170V169H238ZM2 171V170H1ZM9 171H10V169H9ZM21 171V170H20ZM39 171V172H38ZM125 171V172H124ZM150 171V170H149ZM218 171V170H217ZM224 171V170H223ZM226 171V170H225ZM233 171V170H232ZM234 171H235V169H234ZM253 171V170H252ZM16 172V171H15ZM28 172V174H26ZM42 172V173H41ZM84 172V173H83ZM87 172V173H86ZM129 172H130V174H129ZM132 172V173H131ZM138 172V171H137ZM219 172V171H218ZM255 172V171H254ZM262 172H264V171H262ZM5 173V172H4ZM4 173H2V175L4 174ZM17 173V172H16ZM15 173V174H16ZM39 173V174H38ZM44 173V174H43ZM49 174L51 173V172H48ZM75 173V177H72L73 176V174ZM89 173V174H88ZM94 173V174H93ZM136 173V172H135ZM148 173V172H147ZM150 173V172H149ZM216 173V172H215ZM233 173V172H232ZM243 173H245V172H243ZM248 173V172H247ZM256 173V172H255ZM258 173V172H257ZM6 174V173H5ZM8 174V173H7ZM10 174H14V173H11L10 172ZM9 174V175H10ZM63 174L61 175V177L63 176ZM134 174V173H133ZM132 174V175H133ZM138 174V173H137ZM225 174V173H224ZM24 175V176H23ZM39 175V176H38ZM84 175V176H83ZM87 175V176H86ZM116 175L118 176V177H116ZM142 175V174H141ZM148 175V174H147ZM161 175V174H160ZM161 175V176H162ZM216 175V174H215ZM228 175V174H227ZM245 175H247V174H244V176ZM252 175H254V174H252ZM261 175H264V173H262ZM14 176V175H13ZM41 176H43V178L41 177ZM82 176V177H81ZM110 176H107V177H110ZM114 176V177H113ZM135 176V175H134ZM138 176V175H137ZM145 176V177H144ZM218 176V175H217ZM258 176V175H257ZM40 177H41V179H40ZM48 177H50L49 179H47ZM81 177V178H80ZM94 177V178H93ZM101 177H103V176H101ZM110 177V178H111ZM124 176H122L121 178H123ZM132 177V176H131ZM147 176H146V174H144L142 177H141V180H143V179H145ZM163 177V176H162ZM222 176H220L219 178H221ZM225 177V176H224ZM223 177V178H224ZM259 177V176H258ZM57 178H58V180H57ZM63 179H64V177H62ZM80 178V179H79ZM84 178V179H83ZM88 178V177H87ZM127 178V177H126ZM143 178V179H142ZM256 178V177H255ZM262 178H264V177H262ZM7 179V178H6ZM36 179H38V180H36ZM40 179V180H39ZM47 179V180H46ZM55 179V181H57L56 183H54L53 182V180ZM83 179V180H82ZM129 179H131L130 177H129ZM128 178H127V180H129ZM161 179H163V178H161ZM216 179V178H215ZM218 179V178H217ZM235 179V178H234ZM244 179V178H243ZM16 180V179H15ZM36 180V182H34V181ZM62 180V179H61ZM91 180H89V181H91ZM124 180H126V179H124ZM138 180V179H137ZM146 180V179H145ZM145 180H143V181H145ZM151 180V179H150ZM222 180V179H221ZM239 180V179H238ZM31 181V182H30ZM43 181V182H42ZM73 181V182H72ZM111 181V182H110ZM123 181V180H122ZM132 181H133V178H132ZM132 181H130L129 183L130 184H128V183H126L125 184V182H123L125 185H127V188H128V193L125 195H123L122 196V198H125L126 199V201H131L132 202V199H134L135 198V194H133L131 191L133 190H135V192L138 194V196L139 197H143L144 195H142V192H144V190H143V188L141 187V183L140 182H138L139 183V185H134V186H139V187H141V188H139L138 190L137 189H133V184H135V183H132ZM147 181V180H146ZM219 181V180H218ZM231 181H233L232 179H231ZM236 181V180H235ZM256 181V180H255ZM262 181H264V179H262ZM9 182H11L10 180H9ZM71 182V183H70ZM127 182V181H126ZM134 182H137V181H135L134 180ZM217 182V181H216ZM224 182V181H223ZM222 182V183H223ZM6 183H8V181L6 182ZM46 183V184H45ZM48 183V184H47ZM75 183H76V186H74L75 185ZM89 183V189H90V192H95V194H96V196H98L97 195V191L96 190H93L92 191V188L94 189L95 188V185H96V187H98L99 186V184H101L100 186H102V183H100L99 182V184L97 183V184H92V185H90L91 183L90 182H88ZM87 183V184H88ZM114 183V182H113ZM118 183H121V185H122V182H116V186H118L117 184ZM132 183V184H131ZM138 183H136V184H138ZM147 183V182H146ZM219 183V182H218ZM237 183H239V182H237ZM241 183V182H240ZM9 184V183H8ZM25 184V185H24ZM34 184V185H33ZM37 184H39V185H37ZM53 184V185H52ZM141 184V185H140ZM149 184H150V181H149ZM230 184V183H229ZM21 185V191H19V193L17 194L16 192H17V189L19 188L18 186H20ZM33 187H32V186ZM37 185V186H36ZM42 185H46L47 187V189L49 188V187H51L50 189H48V196H47V194L46 195H44V196H46V197H48L47 199L44 197V199L45 200H43L42 202H44V203H46V206H45V204H39L37 207H35L36 209H32V208H30V207H32V206H30L29 207V209H28V206L30 205V202H32L33 200V203H35V200L36 199H34V197L32 196L33 194H35V195H37L38 196V199H39V193H36V191H38V190H40L41 191V189L43 190V188H42ZM54 185H55V187H54ZM112 185V186H111ZM120 185V184H119ZM120 185V186H121ZM148 185V184H147ZM165 185V187H162V186H164ZM236 185V184H235ZM23 186V187H22ZM31 187V189H35L34 190V193L33 192H27V191H29L30 189H28V187ZM41 187V189H40V187ZM49 186V187H48ZM55 188H53V187ZM56 186L57 187H59V188H57V190H56ZM90 186H91V188H90ZM109 186H111V187H109ZM17 187V188H16ZM38 187V188H37ZM68 187H70L69 188V191L67 190L68 189ZM119 187V186H118ZM147 187V186H146ZM220 187V186H219ZM228 187V186H227ZM226 187V188H227ZM11 188V187H10ZM45 187H44V189H46ZM62 188V189H61ZM66 188V189H65ZM100 188V187H99ZM127 188H124V189H126L127 190ZM232 188V187H231ZM240 188V187H239ZM242 188V187H241ZM22 189H23V191H22ZM24 189L26 190V191H24ZM46 189V190H47ZM61 189V190H60ZM64 189L66 190V193L64 192ZM73 189V190H72ZM89 189H88V191H89ZM109 189H108V191H106V193L108 194L109 193ZM123 189V188H122ZM223 189V188H222ZM221 189V190H222ZM228 189H230V186H229V188ZM15 190V191H14ZM53 190V191H52ZM72 190V191H71ZM78 190H79V193H78ZM114 190H115V187H114ZM125 190V191H126ZM219 190V189H218ZM242 191L243 190H245V189H241ZM259 190H261V188L259 189ZM3 191H6L7 192V195L5 194L6 192H3ZM50 191H52V193L50 192ZM62 191V192H61ZM67 191H68V193H67ZM105 191V190H104ZM103 191V192H104ZM237 191H238V188H237ZM3 192V193H2ZM20 192H23V193H25L26 192V194L24 195V194H21ZM54 192H56V193H54ZM59 194H58V193ZM82 192V193H81ZM86 192V193H85ZM89 192V193H90ZM124 192V191H123ZM211 192H213V191H211ZM219 192V191H218ZM244 192V191H243ZM10 193V194H9ZM16 193V194H15ZM27 193H29L30 194V196H29V194H27ZM33 193V194H32ZM41 193V192H40ZM49 193L51 194V195H49ZM84 193V194H83ZM93 193H91V194H93ZM110 193V194H111ZM155 193H154V195H155ZM215 193V192H214ZM257 193H259V192H257ZM256 193V194H257ZM5 194V195H4ZM12 194H14V195H12ZM57 194V195H56ZM68 194H69V196H68ZM73 194H74V192H73ZM72 194V195H73ZM104 194V193H103ZM216 194V193H215ZM214 194V195H215ZM220 194V193H219ZM247 194V193H246ZM246 194H243V195H246ZM252 193H250V195H251ZM262 194V193H261ZM9 195V196H8ZM15 195H18L17 197H19V198H17V197H15ZM20 195H22V197H26V199L24 198H22ZM24 195V196H23ZM106 195V194H105ZM146 195V194H145ZM254 195V194H253ZM253 195H251V196H253ZM258 195H260V194H257V196ZM4 196V197H3ZM94 196V195H93ZM121 196V195H120ZM119 196V197H120ZM220 196V195H219ZM255 196V195H254ZM8 197V198H7ZM9 197H11V198H9ZM53 197V198H52ZM104 197V196H103ZM144 197H146V196H144ZM250 197V196H249ZM260 197V196H259ZM6 200H5V199ZM14 198V199H13ZM17 198V199H16ZM57 198V199H56ZM98 198V197H97ZM109 198H110V200H109ZM121 197L120 198H118V200H119V202H120V200L122 199ZM147 198V197H146ZM235 198V197H234ZM10 199H12V200H10ZM41 199H42V197H41ZM54 199V200H53ZM66 199V200H67ZM112 199V200H111ZM250 199V198H249ZM14 200V201H13ZM15 200H16V203H15ZM19 200V201H18ZM31 200V201H30ZM56 200V201H55ZM63 200V202H65ZM90 200L92 201V202H90ZM123 200V199H122ZM137 202H136V201ZM146 199H143V200H139L140 202H141V204H139L140 202L138 201V199H137V197H136V199H134V203H135V205L136 206H138V208H139V206L140 207H142L141 205H145V204H143L144 202L143 201H145ZM235 200V199H234ZM244 200H246V198L244 199ZM254 201H255V199H253ZM258 200V199H257ZM3 201H5L4 203H3ZM10 201V202H9ZM52 201V202H51ZM94 201L95 202H97V203H94ZM111 201H114V203H113V206H112V202ZM193 201V200H192ZM247 201V200H246ZM9 202V203H8ZM11 202H14V203H11ZM85 203H86V201H84ZM84 202H83V204H84ZM130 202V203H131ZM190 202V201H189ZM22 203H24V204H22ZM26 203V204H25ZM76 203V202H75ZM111 203V204H110ZM127 203V202H126ZM138 205H137V204ZM191 203V202H190ZM202 203V202H201ZM200 203V204H201ZM250 203V202H249ZM6 204V205H5ZM13 204H15V206L13 205ZM80 204V203H79ZM109 204L112 206V208H111V206H109ZM129 204V203H128ZM128 204H126L127 206H126V208L128 207ZM10 205V206H9ZM23 205V206H22ZM78 205V203L76 204V206ZM94 205V206H95ZM100 205V206H99ZM134 204H132V205H130V207L131 208H128V209H132V206H133ZM134 205V206H135ZM159 205H160V207H159ZM161 205H162V208H161ZM190 205H192V203L190 204ZM19 206V207H18ZM25 206L27 207V209H28V212L29 211H31L32 212V214H33V216H35L36 215V217H34V218H37V213H35V211L37 212H40V213H38L39 215V218L38 219H40L41 220V222H40V225H42V227L43 228H46L47 227V229H45V231L46 230H48V231H46L45 232V237H44V235L40 232V230L38 231V230H36L37 228H39V226L38 225H34V222L32 221V225H34V226H32L33 228H32V231L34 232V231H37L36 233H38V234H40V235H38V236H40V237H34V234L35 233H33L32 235H30V233H28V231H27V233H26V231H24V229H20L21 231L23 230L24 231V234H25V236L23 235V231L20 233V230L18 231L14 226H15V224L14 223H16L17 224V220H18V215H20V214H22V213H17V212H21L22 210H24L25 209ZM43 206V207H42ZM44 206H45V208H47V210L46 211H42L43 210V208H44ZM56 206V205H55ZM105 206V207H104ZM108 206H109V208H108ZM155 206V207H156ZM193 206V205H192ZM5 207V208H4ZM12 207V208H11ZM21 207L23 208V209H21ZM39 207H41L40 209H39ZM86 207V208H85ZM125 207V206H124ZM145 207V206H144ZM186 207V206H185ZM191 207V206H190ZM0 208V209H1ZM9 208V210H6V209H8ZM95 208V209H94ZM101 210H100V209ZM103 208V209H102ZM119 208H122V207H119ZM134 209H135V207H133ZM183 208H184V206H183ZM188 208V207H187ZM186 208V209H187ZM195 208V207H194ZM11 209V210H10ZM13 209V210H12ZM38 209V210H37ZM42 209V210H41ZM128 209H126V210H128ZM140 209L141 208H139V211H140ZM143 210H144V208H142ZM141 209V210H142ZM189 209V208H188ZM191 209V208H190ZM193 209V208H192ZM254 209V208H253ZM256 209V208H255ZM42 212H41V211ZM73 210V211H74ZM96 212H95V211ZM5 211V212H4ZM11 211H13V213L11 212ZM15 211V212H14ZM91 211V212H92ZM106 211H107V213H108V215H107V213H106ZM125 211V210H124ZM124 211L122 210V212L124 213ZM131 211V212H130ZM129 212L128 211H125V213H124V217H125V219H126V221H129L128 219H130V221L132 220V219H134V220H137L138 221V216L139 215H141V213H136L137 214V218H133V216H135L136 217V214L134 215V211H132V210H130ZM136 211H137V209H136ZM157 211V212H156ZM161 211V213H159ZM8 213V215H10V216H8L7 215V213ZM111 212V211H110ZM129 214H128V213ZM133 212V213H132ZM143 212V211H142ZM181 212V213H180ZM187 212V211H186ZM233 212V211H232ZM17 213V214H16ZM106 213V214H105ZM185 212H183V214H184ZM188 213V212H187ZM24 214V213H23ZM45 216H44V215ZM112 214V215H111ZM117 214V213H116ZM116 214L114 213V215H113V220L110 218V220L111 221H114L115 219H114V217L116 218ZM128 214V215H127ZM143 215H144V213H142ZM153 214V213H152ZM151 214V215H152ZM158 214H160V216L158 215ZM197 214V213H196ZM234 214V213H233ZM3 215V216H2ZM41 215V216H40ZM75 215V216H76ZM96 215H98V213L96 214ZM127 216V218H126V216ZM146 215V214H145ZM149 215V214H148ZM157 215V216H156ZM185 215H187V214H185ZM251 215V214H250ZM8 216V217H7ZM13 216H16V218L15 217H13ZM25 216V214L23 215V217ZM66 216L68 217L67 219H65L66 218ZM79 216V217H80ZM119 216H121V215H119ZM147 216V215H146ZM146 216H141V217H139V221L141 220V221H143L144 219H147L146 218ZM189 217H190V215H188ZM193 215H192V213H191V217H192ZM195 216V215H194ZM255 216V215H254ZM257 216V215H256ZM256 216H255V218H256ZM258 216H260V215H258ZM8 219H7V218ZM14 219H16V220H14ZM21 217V216H20ZM41 217V218H40ZM65 217V218H64ZM122 217V219L123 220H125L124 218H123V215L121 216ZM142 217H144V219L142 220L141 218ZM150 217V216H149ZM149 217H148V219H149ZM187 217V216H186ZM196 217V216H195ZM261 217H264V216H260V217H258L257 219H255L254 217H253V220L255 219V220H257V221H255V222H262V220H258V219H260ZM46 218V219H45ZM47 218L49 219H51L52 218V221H54L55 222V225L54 226H52V227H50L49 226V224L46 222L47 221ZM60 218V219H59ZM71 218V219H70ZM188 218V217H187ZM7 219V220H6ZM12 219L14 220V223L12 222ZM24 219H26L25 217L23 218V219H21V218H19V220H18V224L21 226H23L26 222H27V220H24ZM43 219H45V220H43ZM54 219V220H53ZM57 219V220H56ZM62 219V220H61ZM186 219V218H185ZM235 219V218H234ZM29 220V219H28ZM39 220V221H40ZM60 220V221H59ZM68 220H70V221H68ZM110 220L108 221V225H105L104 227H106V228H108V230H109V232H110V230H112L113 229V226L111 225V223H110ZM118 220V221H117ZM120 217H119V219H116V221H114V223H116L117 225H118V223H120L122 220H120ZM180 220V221H179ZM227 220V219H226ZM252 220V221H253ZM26 221V222H25ZM31 221V220H30ZM45 221V222H44ZM58 221V222H57ZM65 221V222H64ZM133 221V220H132ZM140 221V222H141ZM146 221V220H145ZM179 221V222H178ZM185 222L187 221L188 223L190 222V221H188L187 219L186 220H184ZM235 221V220H234ZM12 222V223H11ZM70 223V225L68 224V223ZM72 222V223H71ZM79 222V223H78ZM105 222V221H104ZM103 222V223H104ZM151 222V221H150ZM260 222V223H261ZM11 223V224H10ZM24 223V224H23ZM60 223V224H59ZM74 223V225H78L77 227H76V229H75V227H71V225ZM77 223V224H76ZM122 223H123V221H122ZM135 224H136V221L134 222ZM183 223V222H182ZM183 224L182 225V228L181 227H179L181 230H183V227H185V226H187V225H189V224H191V222L189 223V224ZM4 224H3V226H4ZM12 225L13 224V226H11V227H13V229L10 227V225ZM17 224V225H18ZM45 224V225H44ZM48 224V225H47ZM84 224V225H83ZM86 224V225H85ZM91 224V225H90ZM93 224H95L94 222H93ZM106 224V223H105ZM111 226H110V225ZM128 224V223H127ZM140 224L141 223H137V225L136 226H140ZM144 224V223H143ZM193 224V223H192ZM230 224V223H229ZM80 225V226H79ZM185 225V226H184ZM255 225V224H254ZM58 226H60V227H58ZM87 226L88 227H90V228H88L87 229ZM110 226V227H109ZM119 226H121V227H119ZM118 227H119V230H120V228H122V226L124 227L125 226V223H123V225H119ZM134 226V225H133ZM151 226V225H150ZM224 226V225H223ZM55 227V228H54ZM81 227V228H80ZM84 227H86V229L84 228ZM103 227V226H102ZM126 227H127V225H126ZM6 228V229H7ZM9 228H8V231H9ZM25 228H27V224H26V227ZM57 228H58V231H57ZM71 228H72V230L73 229H75V231L74 232H72L71 231ZM99 228V227H98ZM97 228V229H98ZM111 228V229H110ZM138 228V227H137ZM5 229V228H4ZM6 229H5V231H6ZM28 229H30V227H28ZM63 229V230H62ZM83 229H85V230H83ZM117 229V228H116ZM122 229H124V230H126L125 228H122ZM156 229V230H155ZM204 229V228H203ZM80 230V231H79ZM100 230V231H99ZM99 230L97 231L99 234H98V237L99 238H102L104 235H105V237H107L106 235L108 234L105 230H103V229H101V226H100V228H99ZM102 230V231H101ZM107 230V229H106ZM197 230H199V229H197ZM200 230H201V228H200ZM199 230V231H200ZM204 230H206V229H204ZM9 231V232H10ZM66 231H68V232H66ZM77 231H78V233H77ZM83 231L85 232V233H83ZM105 233H107V234H105ZM178 231H180V230H178ZM208 231V230H207ZM206 231V232H207ZM40 232V233H39ZM49 232H50V234H49ZM53 232V233H52ZM59 232V233H58ZM79 232H81V233H79ZM121 232H122V230H121ZM125 232V231H124ZM127 232V231H126ZM156 232V233H155ZM55 233V234H54ZM58 233V234H57ZM61 233V234H60ZM66 233V235H64ZM70 235H68V234ZM117 233V232H116ZM119 233V232H118ZM155 233V234H154ZM177 233H178V235H177ZM54 234V235H53ZM80 236H79V235ZM86 234V235H87ZM111 234V233H110ZM133 234H135V233H131V235H133ZM42 235V236H41ZM58 235L60 236H62V237H65V240L67 239V241H68V244L71 246H68L69 248H67V246H66V244H67V241H66V244H64L65 245V247L63 246L62 248H61V246H58V242L60 243V241L59 240H61L63 243L65 242V241H63V238H61V236L59 237V239H58ZM71 235H75L73 238H72V236ZM102 235V236H101ZM115 235H118V234H115ZM126 235V234H125ZM124 235V236H125ZM128 235H130V234H128ZM130 235V236H131ZM187 235V234H186ZM209 235V234H208ZM2 236V235H1ZM8 236V235H7ZM14 236V237H13ZM33 236V237H32ZM35 236H37L36 234H35ZM50 236V237H49ZM52 236V237H51ZM68 236H69V238H68ZM80 238H79V237ZM113 236V235H112ZM151 236H153V238H151ZM189 236H191V235H189ZM196 236V235H195ZM204 236H206V235H204ZM214 236V235H213ZM25 238L23 241H22V239L23 238ZM30 237V238H29ZM46 237L48 238H50V239H52L53 240V242H54V239L56 238V239H58L57 241H55L54 243L56 244V246H54L55 244H51L52 242L50 241V239H47L48 241H46ZM54 237V238H53ZM104 237V238H105ZM126 237H128V236H126ZM178 237V238H177ZM194 237V236H193ZM2 238H0V239H2ZM13 238V239H12ZM35 238V239H34ZM39 240H38V239ZM44 238V239H43ZM73 240H72V239ZM77 238V239H76ZM129 238V237H128ZM133 238V237H132ZM200 238L202 239V240H200ZM211 238V239H210ZM257 238V237H256ZM6 239V240H5ZM16 239V240H15ZM17 239H18V241H17ZM81 239V241H79ZM227 239V238H226ZM242 239H243V237H242ZM245 239V238H244ZM10 241V243H11V241H13L11 244H9V241ZM71 240V241H70ZM79 241V243L78 242H75V241ZM216 240H218V241H216ZM239 240V239H238ZM4 241H5V243L9 246V247H7V245L4 243ZM20 241H22V244L20 243ZM46 243H45V242ZM72 241H74V242H72ZM107 241H108V239H107ZM140 241H141V239H140ZM202 241H204V242H202ZM214 242V243H212V242ZM253 241V240H252ZM0 242V243H1ZM16 244H15V243ZM27 242V241H26ZM49 242V243H48ZM85 246L86 245H88L86 248H88L89 246H90V244H91V242L90 243H88V241H86L85 240ZM109 242V241H108ZM107 242V243H108ZM216 242H217V244L218 243H220V244H216ZM250 242V241H249ZM254 242V241H253ZM252 242V243H253ZM43 243V244H42ZM204 243H205V245H204ZM227 243V242H226ZM225 243V244H226ZM246 243V242H245ZM15 244V245H14ZM29 244H31V245H29ZM76 244V245H77ZM81 244H83L84 245V242H82ZM207 244V245H206ZM212 245V247H211V245ZM214 244H216V245H214ZM225 244H224V246H225ZM25 245V246H24ZM75 245V246H76ZM80 245V244H79ZM100 245V244H99ZM199 245V246H198ZM230 245V244H229ZM228 245V247L230 248V246ZM250 245V244H249ZM6 246V247H5ZM28 247V248H26L25 249V247ZM52 246L54 247V248H52ZM81 246V245H80ZM85 246H83L82 248H84ZM121 246V244L118 246L119 247V251L120 250H122V251H120V252H118V253H120V254H125V256H126V249H125V247L124 246H122V248L120 247ZM204 246V247H203ZM208 246V247H207ZM218 246V248H216ZM21 249H20V248ZM33 249H32V248ZM40 248H37V250L36 251H34V256L32 257L31 256V254L29 255L28 254V256L29 257H32L33 259L34 258H36V259H34L36 262L34 263V264H42V261H41V258H40V256L39 255H41V257H43V254H44V252H45V254H47V251H45V250H43V247L42 246H39ZM74 247V246H73ZM78 247V246H77ZM76 247V248H77ZM94 247H96V248H94ZM94 247L92 246L91 248H92V251L93 250H95V249H100L101 247H97V246H95L94 245ZM103 247H105V246H103ZM108 246H106V248H107ZM222 247V246H221ZM247 247V246H246ZM250 247V246H249ZM5 248V249H4ZM81 248V249H82ZM86 248H84V249H86ZM94 248V249H93ZM106 248H102L101 250H95V251H98V253H100V251H102V254L104 253L105 254V256H107V254H108V250H110V246L106 249ZM117 247L116 246H114V249H116ZM212 248L214 249H216V250H218V253H219V256H218V254L216 253L215 254V251L214 252H212L213 250H212ZM223 248V247H222ZM226 247H224L223 248V253L225 252V249ZM6 249H8L7 251H5ZM11 249V250H12ZM17 248L15 247V250H16ZM36 249V248H35ZM39 249V250H38ZM80 249V250H81ZM84 249H82L81 250V252H80V250H79V247H78V253L83 257V254H85L86 255V253H87V249L85 250L86 251V253H84L83 252V250ZM89 249V248H88ZM201 249V250H200ZM202 249L204 250L203 252H202V257L199 255V253H201V251H202ZM228 249V248H227ZM14 249H13V251H15ZM43 250V251H42ZM48 250V249H47ZM60 250V251H61ZM105 250H107V251H105ZM31 251H29V253L31 252ZM40 252V253H38V252ZM88 251H90V250H88ZM116 251V250H115ZM199 251V252H198ZM8 252V253H7ZM49 252V251H48ZM59 252V251H58ZM69 252H70V250H69ZM74 252H77V250H75V248H74V251H72L71 250V253H73L72 255L75 257V255H74ZM83 252V253H82ZM110 252H111V250H110ZM122 252V253H121ZM4 253V254H5ZM15 253H16V251H15ZM13 254L14 255V259L12 258L13 257V255H12V257L10 258L11 259V261H10V259H9V257H7L9 260V263L8 264H10V263H12L13 264V262L15 261V263H20V264H22V263H24V262H22V259L20 258V259H17L18 257L16 256V254ZM23 254H24V252H22ZM89 253V252H88ZM87 253V255L86 256H88L89 254ZM113 253V252H112ZM213 253V254H212ZM32 254V255H33ZM36 254L38 255L37 257H35L36 256ZM50 254V253H49ZM49 254H47V255H49ZM69 253H67V255H68ZM92 254V253H91ZM102 254H100V256L102 255ZM104 254H103V256H102V261L100 260V264H106L107 262H109V263H107V264H113V262H115V263H117L116 261H114V260H112V259H108L107 257H104ZM145 254H147L146 255V257H145ZM173 254V257L171 256ZM241 254H242V252H241ZM1 255V254H0ZM3 255V254H2ZM47 255L45 256V258L47 257ZM84 255V256H85ZM95 255V254H94ZM99 254H97V256H98ZM112 255V254H111ZM195 255H199V256H197V259H196V257H195ZM205 255V256H204ZM217 255V256H216ZM27 256V259L25 260H23V261H25V262H28L29 263V260H31V258L28 260V257ZM68 256H71V255H68ZM108 256L110 257V254H108ZM175 256V257H174ZM203 256H204V258H203ZM214 256V257H213ZM224 256V255H223ZM1 257V256H0ZM4 257H6V255L4 256ZM50 257H51V255H50ZM55 257H56V255H55ZM55 257H53V258H51V259H53L52 261H54V258ZM105 259H104V258ZM113 257V256H112ZM127 257V256H126ZM253 257V256H252ZM259 257V256H258ZM257 257V258H258ZM6 258V259H7ZM26 258V257H25ZM39 258H40V260H39ZM44 258V257H43ZM42 258V259H43ZM48 258H49V256H48ZM93 258L95 259V260H97L96 259V257H94L93 256ZM97 258H99V259H101L99 256L97 257ZM116 258V260H118L119 261V259L117 258V257H115ZM114 258V259H115ZM201 260H200V259ZM225 258V257H224ZM250 258V257H249ZM248 258V260H246V263H248L247 261H249V260H252V258H250L249 259ZM5 259V261H6V264H7V260ZM17 259V260H16ZM50 259V260H51ZM56 259H58L59 260V258L58 257H56L55 258V261L57 262V260ZM62 259V258H61ZM69 259V261H72V260H70V259H73V262L75 261L76 262V260L78 261V259H80L79 257L78 258H73V257H70V258H68ZM99 259H98V261H99ZM107 259H108V261H107ZM126 259H128V258H126ZM195 259V260H194ZM206 259V260H205ZM220 259V258H219ZM228 259V258H227ZM259 259V258H258ZM3 260V259H2ZM19 260V261H18ZM28 260V261H27ZM65 260V259H64ZM86 261H87V259H85ZM84 260V261H85ZM90 260H92V262H93V259L92 258H90ZM89 259H88V261H87V263L89 264L90 261ZM122 261H124L123 259H121ZM146 260V259H145ZM205 260V261H204ZM212 260H214V261H212ZM230 260H231V258H230ZM13 261V262H12ZM38 261V262H37ZM55 261L53 262V264H57V263H55ZM80 261H83V260H79L78 262H80ZM103 261H104V263H103ZM107 261V262H106ZM122 261H119L120 263H126L125 261L124 262H122ZM130 261V260H129ZM202 261V262H201ZM209 261V260H208ZM218 261V260H217ZM254 261V258H253V260H252V262ZM1 262V261H0ZM31 263L30 264H33V262L34 261H30ZM41 262V263H40ZM59 262L62 264L63 262H61V260H59ZM74 262V263H75ZM106 262V263H105ZM111 262V263H110ZM118 262V263H119ZM145 262H147V260L145 261ZM200 262V263H199ZM211 262H214V263H211ZM225 262V261H224ZM251 262V261H250ZM17 263V264H18ZM52 262H50V264H51ZM86 263V262H85ZM97 263V262H96ZM117 263V264H118ZM119 263V264H120ZM149 263H145V264H149ZM228 263V262H227ZM240 263V262H239ZM3 264V263H2ZM26 264V263H25ZM59 264V263H58ZM71 264H73V263H71ZM78 264V263H77ZM91 264H95V263H91ZM98 264V263H97ZM129 264V263H128ZM206 264V263H205ZM242 264V263H241ZM251 264H253V263H251Z\"/></svg>",
    "mask_w": 264,
    "mask_h": 264
}]
</instances>
